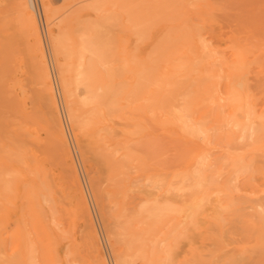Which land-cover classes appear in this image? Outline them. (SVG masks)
I'll list each match as a JSON object with an SVG mask.
<instances>
[{"label":"rangeland","instance_id":"rangeland-1","mask_svg":"<svg viewBox=\"0 0 264 264\" xmlns=\"http://www.w3.org/2000/svg\"><path fill=\"white\" fill-rule=\"evenodd\" d=\"M15 1V2H14ZM83 1V2H82ZM141 1H143L142 2V4L140 3ZM149 1L150 0H148V2L146 1V0H127V2H125V1H122V0H49V3H50V9H51V11L53 12V10L55 11V18L54 19H52L51 20V22H52V24L50 23V21H48L49 19H48V17H47V13H46V8H45V3H44V0H33V4H34V13H35V15H36V19H37V21H38V26H39V29H40V34H41V37H42V41H43V44H44V51H46L45 52V54L47 55L46 57H47V60H48V65L50 66V69H49V71H51V73H50V75L52 76L51 77V79H52V84H53V88H54V91H55V96H56V101H57V105H58V110H59V113L61 112V114H60V118H61V120H62V124H63V128H64V131H66L65 133L67 134L66 136H67V139H69L68 140V143L70 144L69 146H70V151H71V154H72V158H73V161H74V163H75V165H76V168H77V171H78V174H79V178H80V182H81V184H82V187L84 188V192H85V194H86V199H87V205H88V208H89V210H90V218L89 217H87V215L83 212V211H81V210H79L80 209V207H79V205H78V203H76L75 201H74V199L72 200V198H70V196H67V193H65V191H67L68 190V188L70 187L71 188V182H70V180H68V181H66V180H63V179H61V178H64L65 176H66V174L68 175V172H67V170H66V166L64 165V164H62V162H61V160H60V154L57 152V149L55 150V148L54 147H49V145L47 144V146H46V143H51V141H50V138L48 137V136H51L50 134L52 133V131L51 132H49L50 130H51V128H50V126H49V124L48 123H50L51 122V119H49L50 117H52V116H50V115H48L47 113V109L49 108H45L44 106H43V103L44 102H40L39 101V104H40V106H41V109H39L38 111H46L47 113H44L43 112V115H42V112L41 113H39L38 112V114H37V112L34 114V118H37L36 116H38V117H40L41 116V118L43 117V119L42 120H45V122H46V120H48V123L46 124L44 121H42L41 120V118H40V120L41 121H39V123L41 124V125H43V130H41V131H38L37 129H41L42 128V126L40 127L39 126V123L37 124V122L38 121H35L34 120V123L35 124H37L36 126H35V124H33L32 122V124L31 123H26V125L24 124L25 122H23L24 120H23V118H25V117H23V116H21L22 114H24V108H22L21 107V110L20 111H22V112H20L21 113V115H20V113H19V110H17L20 106H27L26 108H27V110L26 111H29V113H32V108H35V109H38V107H37V105L35 106V105H33V104H35L34 102H35V99L32 97L34 94H33V92L35 93V91H33V90H42V84L41 83H39V81L37 80H35V79H37V78H40V76H37V75H35V74H37V71H35V69L34 70H30V63L28 62V58H31L32 60H33V58H34V56H35V53L33 54L32 52H33V50H35V49H30L31 48V46H32V48H33V44L31 45V42H33L32 41V37L31 36H27V33H25L26 31L27 32H29L30 31V28H28V27H25V25H24V23H25V21H24V18H23V16L24 17H26L25 16V14L22 12V14L20 13L21 11L20 10H17L18 8H19V5H21V4H19L18 3V0H0V73H1V71H4L3 73H4V75L7 73L6 71H8V73H9V75H10V78L11 79H8L9 78V75H7L8 77H7V79H6V77L4 76V77H1V75H0V78L2 79V81L4 82H2L3 84H1V82H0V199L2 200H0L1 202H2V206H1V202H0V206L2 207H0V225L2 226V227H0V264H95V260H97L98 258L101 260V261H103L105 264H148V262H149V260L151 261V262H149V264H151V263H155V264H169V262H170V264H172V262H173V260L175 259V262H173V264H195L196 262H195V260L197 259V255H198V258H199V260H200V264L201 263H205V264H223V262L221 261L222 259H223V257H225V256H227V255H231V254H234L235 252H234V247H235V245H236V240H239L240 238L242 239L243 237H242V233H244V224H246V219H248V218H250V217H256V215H257V213H260V210H261V208L259 209V207L258 206H256V205H258V202L260 201V199H259V201L256 199V197H262V199H263V195H264V193H262V191L261 190H263L264 188H263V186H264V178H263V173L261 174V171H259L258 170V168L259 167H262V168H264V160L262 161V162H259L258 160H257V158H256V155L258 154V153H261V157H259L260 156V154H258L257 156H258V158H262V159H264V142H262L261 143V145L258 147V145L259 144H256V143H258V142H256L255 144H253V146L251 145V143H249L251 140L252 141H254V140H257V141H259V138L261 137V139H262V136H264V134L262 135V136H260L259 137V135L261 134V133H264V129L262 128V126H264L263 124L260 126L263 130H261L259 133H258V136L257 137H255V135H252V138L250 139V140H248V139H246L245 140V138H241V137H239L237 134H239L237 131H236V127H234V128H230V126H228V124L226 125V126H228V127H225V126H222V124H221V122H227V117L228 116H226V118H224L225 116H223V115H226V113L228 114V110H227V105L226 106H224V104L227 102L226 100H225V83H226V78L223 76V80H220L219 78L217 79V75H219V74H222L223 75V73L225 74L226 73V70H227V72L230 74V75H232V76H234V77H236L237 78V82H239L238 84H239V86H238V89H239V91L241 92V93H243V94H246L247 92H249L250 93V95H251V98H252V100L254 101V110H255V115H256V118H257V121L258 122H262V123H264V105H263V101H264V33L262 32V31H264V23H263V26H262V24L260 23V21L261 22H264V21H262L263 19H264V17H263V13L264 12H260L261 10H262V8L261 7H263V9H264V2L262 3V4H259V3H261L262 1H264V0H256V1H258L257 2V4H259V5H261V6H259V5H257L255 2H252V1H250V0H244V2H242L243 0H241V3H242V6H241V4H240V0L239 1H237V0H235V2L237 3V4H240V6L241 7H243V4H246V5H244V7L242 8V9H244L245 10V7L247 6V8L250 10L251 9V11H249V13L250 12H252L253 13V20H250L251 21V23L253 24H250V25H248V24H242V25H244L243 26V29L245 30V32H243V30L240 28V29H238L239 27H242V26H240L239 25V27L237 26V25H235V24H238V22L240 23L241 22V19H242V21L244 22V21H246V18H250V17H252V16H250V15H252V13L251 14H245V13H248V12H246V11H242V9H241V7H239V5H237L236 3H235V5H237V8L235 7V5L233 6L232 4H231V2L232 3H234V0H231L230 1V4H231V6H229L228 5V7H227V4H229L227 1L228 0H226V2H225V0H216V2L214 3V1L215 0H195L194 1V3L195 2H199L198 3V5L196 6V4H193V2L191 1V0H189L192 4H187L186 2V4H184V2H182V5H185L184 7H183V11H187V12H185V14H183V13H179L178 11V6L176 7V6H173V5H176L177 3L179 4L180 2V0H176V2L177 3H175V4H173L172 5V3L173 2H175V0H171L172 2H171V5H172V7H174L175 9H176V11H177V13L178 14H180V15H182L183 14V16H185V17H181V16H179L180 18H177L176 19V22H170V20H168V17H170V18H172V16H173V18L172 19H175V17H177V16H175L173 13H175V11L173 12V13H169L168 11H170V12H172L171 10L173 9L172 7V9L171 8H169L168 9V7L169 6H171L169 3H170V0H167V1H169V3L167 4L168 6H167V9L165 8V10L166 11H164V7H163V11H164V13H166V15L161 11V9L160 8H162L161 7V1H162V3L164 2H166V1H163V0H161V1H159V0H157L158 1V5L157 6H159V8L158 7H156L155 9H157V11L160 9V11L163 13V16H165L162 20V23H160V24H158L159 22H161V20H160V17H162L161 16V12H159L160 13V16H158V18H157V14H158V12H156L155 13V9H153V11H154V13H155V18H156V21L154 20V17H153V15L151 16V15H149V14H151V12H148V10L147 9H149V11L151 10L150 8L152 7H150L149 5H151L152 3H153V7L152 8H154L155 6V4H156V2L157 1H155V0H152V1H150L151 3L149 4ZM184 1V0H183ZM220 1V2H219ZM247 1H250V2H252L253 4L252 5H250V4H248V2ZM81 2V3H80ZM85 2V3H84ZM125 2V4H123ZM130 2H133V4L130 6ZM136 4H135V3ZM140 3L142 6V8H143V6H146L145 4L146 3H148L147 5L149 6L147 9H146V11H141V9H140V11H138L139 9L137 8V9H135L134 10V8L132 9V6H134V7H139L140 6V4H138V3ZM217 2H219L220 4H218ZM223 2H225V3H223ZM249 2V3H250ZM80 3V4H79ZM128 5H127V4ZM44 4V5H43ZM135 4V5H134ZM166 4H165V6H166ZM177 4V5H178ZM204 4H205V6H204ZM225 4H226V6H225ZM66 5V6H65ZM70 5V6H69ZM125 5H127V6H125ZM186 5L187 6H191L192 5V10L190 9L189 10V8L188 7H186ZM193 5H194V8H193ZM223 5V6H222ZM249 5V6H248ZM61 6H64V7H61ZM128 6H130L129 8L130 9H128ZM164 6V5H163ZM181 6V5H180ZM179 6V7H180ZM202 6V7H201ZM224 7L223 9L224 10H226L227 12H225L223 15H224V17H222V13H221V11L222 12H224L223 10H221L222 9V7ZM261 8L260 9V11H258L259 10V7ZM67 9H66V8ZM195 7H197V8H195ZM227 7V9H225ZM232 7H235V8H233V9H231ZM54 8V9H53ZM58 8V9H60V11L58 12V9L56 10V9ZM62 8H63V10H62ZM146 8V7H145ZM181 8V7H180ZM201 8V9H200ZM229 8V9H228ZM247 8H246V10H247ZM22 9V8H21ZM124 9V10H123ZM144 9V8H143ZM142 9V10H143ZM182 9V8H181ZM218 9V10H217ZM240 9V10H239ZM255 9V10H254ZM256 9H257V11L258 12H260L259 13V15H261L262 16V18H260V16L258 17V18H260L261 20H259L257 17H256V14H254L255 12L254 11H256ZM129 10H132V11H129ZM134 10V11H133ZM138 11V12H135V11ZM229 10H231V11H229ZM254 10V11H253ZM125 13H124V12ZM183 11H181V12H183ZM215 12V11H217V13L216 14H218V13H220V14H218L219 16L221 15V18H225V17H227L225 14H229V15H231L230 17H233V18H231L230 20H229V18L230 17H227L226 19H223L224 20V24H223V22L222 21H220V17H219V19L217 20H214L216 17L218 18V16L216 15V17L213 15V16H211L213 13L212 12ZM229 11V12H228ZM264 11V10H263ZM129 12H131L132 13V15L134 14V17H135V15H137L136 17H137V19H139V17H140V20L141 19H144V21L145 22H147L146 20V17L147 18H149L148 19V23H153V24H151V25H149L148 26V24L146 23V25H145V28L143 27V25H142V23L144 22V21H140L139 20V22L132 16L130 19H132L133 20V18H134V20L135 21H137V23H139L140 24V26H141V28L142 29H144L143 31H144V33H142V35H141V33L139 34V35H141L142 36V39L141 40H137V39H140V37L138 36H136L135 34L136 33H134L137 29L136 28H138V27H136L135 28V26H132V24H133V22H132V20H131V22L130 21H126V19H127V17L129 16L130 17V15L128 14ZM140 12L142 13V14H145V15H142L141 14V16H143L142 18H141V16H140ZM208 12L211 14H208ZM234 12V13H233ZM241 12H243V14L242 15H244V17L243 16H241ZM20 13V14H19ZM130 13V14H131ZM153 13V12H152ZM167 13H169V14H167ZM237 13H240V14H238L237 15ZM121 14H123L122 15V18H120L121 16ZM201 14H203V15H201ZM234 14H236V15H234ZM21 15V16H20ZM23 15V16H22ZM52 15H53V13H52ZM57 15H61V17H59V16H57ZM138 15H139V17H138ZM159 15V14H158ZM240 15V16H239ZM246 15H248L247 17H245ZM254 15H255V17H254ZM124 16V17H123ZM167 16V17H166ZM188 16H189V18L191 19H189L188 18ZM257 16H258V14H257ZM199 17H202V18H199ZM213 17H214V19H213ZM235 17V18H234ZM238 17H242V18H240V20H239V18ZM21 18V19H20ZM152 18H153V20H152ZM199 18V19H198ZM206 18H209V19H206ZM238 19V21L237 22H234L235 21V19ZM254 18H256V19H258L259 20V22H257V23H259L258 25H257V23L255 22V24H254V20L255 21H257L256 19H254ZM60 19V20H59ZM159 19V22L157 21ZM169 21V23H168V21ZM189 19V20H188ZM202 19V20H201ZM234 19V20H233ZM244 19V20H243ZM128 20H129V18H128ZM149 20L150 21H152V22H149ZM178 20V21H177ZM207 20V21H206ZM209 20V21H208ZM222 20V19H221ZM228 21V22H226V21ZM232 20H233V23H234V25H230V23L229 22H232ZM60 21V22H59ZM134 21V22H135ZM173 21H175V20H173ZM217 21V22H216ZM248 21H249V19H248ZM248 21L247 22H244V23H248ZM253 21V22H252ZM124 22V23H123ZM166 22V23H165ZM216 22V23H215ZM219 22V23H218ZM226 22V23H225ZM136 23V22H135ZM155 23H157V25H155ZM192 23H193V25H192ZM200 25H199V24ZM205 23H206V25H205ZM213 23V24H212ZM215 23V24H214ZM242 23V22H241ZM58 24H59V26H58ZM124 24H125V27H124ZM138 24V25H139ZM186 25V26H184V25ZM201 24H203L202 25V28L204 29L203 30V32H202V28L200 27L201 26ZM227 24V25H226ZM261 24V26H259ZM29 25V23H27V26ZM97 25V26H96ZM133 25H135V24H133ZM138 25H136V26H138ZM182 25V26H181ZM199 25V27L197 28V26ZM225 25V26H224ZM245 25H248V26H245ZM256 25V26H255ZM96 26V30H93L92 32H91V34L93 35V34H95V36L97 37L96 39H95V36H93V38L90 36V33H88V32H90V30L92 29V27H93V29H94V27ZM157 26V27H156ZM175 26V27H174ZM176 26L177 27H179V26H181V28H184V27H186V29H183V31H182V29L179 27L178 29L180 30L181 29V31H175V32H177V34H174V33H172L171 35H174L175 37L176 36H179L180 37V34H181V36L183 35V33H186L187 34V31L189 30L190 31V29L193 31V32H189V33H192V35L194 34V36H193V38H192V36L190 37V38H188V40H190V39H193V40H195L193 43H194V45L196 46L197 44H196V42L197 43H200L201 45H202V43L200 42V40H199V37H200V39L201 38H203V41H205L206 40V42H207V44H208V41L210 40L211 41V39H212V41L210 42L209 41V44H208V47H207V44H205L206 45V47H205V49H207V48H209V49H213V51L215 52H213V51H211L212 53H210V51H209V49H207V50H205L204 51V53H203V50L202 49H200V48H198V46H197V48H194L195 46L193 45V43H192V41L190 40L189 42H187L188 40H186L185 41V39H186V37H188V36H190V34L188 35H186V37H183V38H181L180 37V39H182V40H179V38L178 37H176V38H172V37H174V36H172L171 37V35H169L171 32H174V30H176V29H174V28H176ZM193 26V27H192ZM195 26V27H194ZM216 26H218V27H216ZM227 26V27H226ZM237 26V27H236ZM251 26H253V28L251 27ZM79 27H82V28H80L79 29ZM124 27V28H123ZM187 27L189 28V29H187ZM226 27V28H225ZM245 27V28H244ZM248 27V28H247ZM257 27H259V28H257ZM22 28V29H21ZM58 28H59V30H58ZM97 28H99V29H97ZM140 28V27H139ZM140 28V29H141ZM152 28H154V29H152ZM200 28V29H199ZM211 28V29H210ZM212 28H215V29H217V30H213ZM260 28H262L261 30L262 31H260ZM62 29V30H61ZM77 29H79V30H77ZM90 29V30H89ZM125 29V31L123 32V30ZM194 29H196V30H194ZM234 29H237L238 30V32H243V33H236L237 32V30H235L234 31ZM255 29V30H254ZM63 30H65V34L67 35V36H64V35H62V34H59L60 36L62 35V37H63V40H62V38H61V42H64L65 44H71L70 46L71 47H76V48H80V46H82V45H79V44H85L84 46H86L87 44H86V41L87 42H90L91 40H93V39H95L94 41H91V42H94V43H96V40H98L99 39V37H100V40L101 41H105V44L108 42V44L109 43H111V46H115L114 48H112L111 46H109V47H111V48H109V47H107L104 43H103V45L104 46H102V42L100 43V41L98 42V44H99V46H97L96 44V46L99 48V49H97V47L95 48V49H89V50H87L86 49V51H88L87 53H85L86 54V56L88 57V58H94L95 59V57H94V54H93V51H95V53L97 52V53H99V54H105V52L107 51V50H109V52H107V53H109V54H114V55H116L114 58L116 59V60H118L117 58H118V56L120 55V59H121V57H122V59H124V61H116L115 59L113 60V58L111 57V55H109V54H105V55H108V56H110L111 57V59L113 60V61H116L117 63H113L112 65H114L115 66V68H117V66H119V64L120 63H122V64H124V65H127V66H125L124 67V65H123V70L121 69H116V70H119V71H121L120 73H124V71H125V76L124 77H122V75L117 71V73L116 72H111V71H108V69L110 70V67H112V66H106L107 65V63H105V66L103 65H101L102 64V61H101V59L99 60L98 58H100L99 57V55L98 56H96V57H98L97 58V62L93 59L92 61H90V62H95L93 65L95 66V64L96 63H98V61H99V63H100V65L102 66V67H99V66H97L96 65V67H99V68H97L98 70H101L100 68H102V70H107V71H103L102 73H103V75L104 74H106V76L104 75H102V73H99V71L97 70V72L100 74H98L97 72H96V70H94L95 72L93 73L92 71V69H96V67L95 68H92L93 66H92V64H91V70H90V73L89 74H92L93 76L92 77H90L89 75H88V77H87V79H88V83L90 82V84H91V82H94L95 84V86L96 87H94V85H93V87L94 88H96V89H99L97 86H99L100 87V85H105V86H112V84H111V82L114 84V82L117 80V84H116V82H115V84L116 85H121V86H119V87H121V88H124L125 89V94H124V89H120L119 87H118V89H120V90H118V89H116L117 87H114L116 90H118V91H116V90H112V88L113 87H111V89H106V94H107V98H108V100H107V102H108V104H107V102H105L104 103V101L103 100H106L105 98H103V100L102 101H100L99 103L101 104H99L98 102H95V104H94V102H93V104L94 105H96L95 106V108L96 107H98V109L100 110V107L102 108L103 107V105H102V103H104L105 105H104V108H102V110L104 111L103 113V118L105 117V119H106V124L107 125H109L108 123H107V120L109 121V123L112 125V127L113 128H110V125H109V128H108V126L105 124V119H104V125L103 124H101L100 122H102V121H100V118L98 117L100 114H96V115H98L97 117H98V119H94V121H93V126L92 125H90L91 127L90 128H87V127H89V124H91V121H90V123L88 122L92 117V113H101V111H98V109H95V108H93V109H95V110H93L92 109V104H89V103H91L90 102V100L89 101H87L86 100V97H87V99L89 98V96H87V94H85L83 91H81V92H83L86 96H84L83 94H75V87H74V85L75 84H73V81L75 80V77H78V75L77 74H75V72H74V70L72 71V73H71V80H72V84H73V94H72V98L73 99H71V101H73L75 98V102H73V103H70L71 105H73L75 108H79V109H77L78 110V113L80 112L81 113V111H82V113L80 114V115H83V116H86V114L88 115V113L89 112H91V113H89L91 116H88L89 117V119L88 118H86V117H84V119L86 120L87 119V122L84 124V125H82V123L84 122H81L82 121V119L80 120V125L81 126H83V127H86V128H84V129H82V130H84L85 131V133H86V135L84 134V132H80V130L78 131L77 129H75L76 127H75V125L76 124H74V122L71 120V119H69L70 117L68 116V113H67V109H68V106H66V104L68 105V103H67V101H66V98H65V96H64V94H63V89H62V87H61V84H60V77H59V75H60V73H59V70H57L58 69V63H57V60H56V58L54 59V57H53V55L54 54H52V48H53V46H51L52 45V31H55V33L56 34H58V33H61V31H62V33H63ZM80 30H84V31H80ZM127 30V31H126ZM134 30V31H133ZM169 30V31H168ZM185 30V31H184ZM187 30V31H186ZM227 30V31H226ZM231 32H230V31ZM241 30V31H240ZM252 30H254V31H252ZM258 30V31H257ZM15 31V32H14ZM68 31V33H66ZM77 31V32H76ZM138 31H140V30H138ZM164 31H165V33H166V35H167V33H168V35H169V37H171V38H169L168 37V35L166 36L165 35V33H164ZM195 31H196V33H195ZM262 32L261 33V35H259V33H258V35L256 34L257 32ZM58 32V33H57ZM85 32V33H84ZM96 32L100 35H98V34H96ZM141 32H142V30H141ZM201 34H200V33ZM78 33H79V35H84V34H89L88 36H89V38H87L88 36L87 35H84V36H81V37H79V35H78ZM84 33V34H83ZM153 33V34H152ZM7 34H8V36H7ZM29 35H31L30 33H28ZM144 34V35H143ZM198 34H200V35H198ZM238 34V35H237ZM263 34V35H262ZM59 35H58V37H59ZM69 35V36H68ZM78 35V36H77ZM163 35H165V38H167L166 39V41L167 42H165L164 40H163V38L161 39V37L163 36ZM195 35L197 36V37H195ZM257 35V36H256ZM11 36V37H10ZM86 36V41L84 42L83 40H82V37H83V39H84V37ZM136 36V37H135ZM184 36V35H183ZM249 36V37H248ZM252 36H253V38H252ZM258 36H260V37H258ZM16 37V38H15ZM26 37V38H25ZM27 37H29V41H28V39H27ZM65 37H66V39L68 40V41H72V42H68L67 40H64L65 39ZM160 37V42H157L158 41V38ZM164 37V36H163ZM237 37V38H236ZM90 38H91V40H90ZM164 38V39H165ZM178 38V39H177ZM249 38V39H248ZM255 38V39H254ZM27 39V40H26ZM51 39V40H50ZM59 39H60V37H59ZM71 39V40H70ZM169 39V40H168ZM177 39V40H176ZM81 40V42H79ZM161 40H163V41H161ZM177 42H176V41ZM244 40V41H243ZM14 41V42H13ZM117 41V42H116ZM136 41H138V42H136ZM142 41H144V42H142ZM169 41V42H168ZM174 41H175V43H174ZM178 41H179V43L181 42V41H183L182 43H183V45L185 44L186 46H182L181 44V46H179V48H180V50H186V53L185 54H183L184 56H186L185 57V59H186V61L184 62L183 60H185V59H182V60H178L177 58V60L174 58L173 60V64L175 63V60L178 62V63H176V64H174V65H176L177 66V68H179V66L178 65H180V67H181V63L184 65V64H188V65H186L187 67H185V65H184V67H183V69H177L175 66L174 67H171L169 70L173 73V76H172V73L171 72H169V70L167 71V69H166V71L165 72H167L165 75H169V76H172V78L173 77H178V76H175V75H179V78H178V81H177V79L175 78H173L174 79V81L175 82H177L178 83V85H176V83H175V86H173L174 84V82H173V80H171V78L168 76H164L163 77V75H164V72H163V69L162 70H160V68L158 69V67H157V63L155 64V63H153V59L152 58H154V60L157 62V60L156 59H158L157 57H162V56H160L159 55V53L163 50V48H164V46H165V44H167V43H171L172 42V46H174V44H176V43H178ZM185 41V42H184ZM251 41V42H250ZM162 42H164L165 44L163 45V43ZM3 43V44H2ZM64 43H62L63 45H65ZM115 43H117V44H115ZM156 44V47H155V45L154 44ZM162 43V45H163V47L162 46H160L159 47V45ZM179 43L178 44H176V48H177V45H179ZM107 44V45H108ZM115 44V45H114ZM134 44V45H133ZM137 44V45H136ZM138 44H139V49H137L138 48ZM257 44H259L258 46H257ZM31 45V46H30ZM62 45V47L64 48V46ZM92 45V44H91ZM110 45V44H109ZM118 45H119V47H118ZM124 47H123V46ZM133 45V46H132ZM135 45H136V47L137 48H135ZM152 45V46H151ZM191 45H193V47L191 46ZM210 45V46H209ZM212 45H214V46H212ZM29 46V47H28ZM69 46V47H70ZM94 46V45H93ZM106 46V47H105ZM122 46V47H121ZM257 46V47H256ZM102 47V48H101ZM104 47L105 48H108L107 50H105L104 49ZM158 47V48H157ZM183 47V48H182ZM190 47V48H189ZM260 47H262L261 49H260ZM65 48H67L68 49V47H65ZM64 48V51H66L67 49H65ZM78 48V49H79ZM92 48V47H91ZM167 48H170V45L168 44V46L166 47V49ZM248 48H250V50H252L251 48H253V49H255L254 50V54H252V51H250L251 53H249V51L247 50ZM102 49H103V51H102ZM115 49V50H114ZM170 49H172L171 51L173 52H175V47H172V48H170ZM178 49V48H177ZM244 49V50H243ZM80 50V49H79ZM169 50V49H168ZM190 50V51H189ZM196 50V51H195ZM216 50H217V52H216ZM222 51L221 53H223V54H221L220 53V51ZM246 50V51H245ZM258 50V51H257ZM5 51V52H4ZM13 51V52H12ZM77 51V50H76ZM112 51V52H111ZM163 51H166L165 49L163 50ZM162 51V52H163ZM178 51V50H177ZM191 51H195V53H196V55H195V53L193 54ZM240 52V54L243 56H241L240 58V60H241V62H239L237 65H235V67L233 66V65H230L231 64V62H230V60H231V57H232V53L233 52ZM67 52V51H66ZM85 52V51H84ZM117 52L119 53V52H121V53H119V55L117 54ZM208 52V53H207ZM219 52V53H218ZM261 52V53H260ZM20 53V54H19ZM148 53H151V54H153V56L151 57L150 56V54H148ZM164 53V52H163ZM202 53V56L203 57H206V59L205 60H201L200 58H199V56H200V54ZM218 53V54H217ZM69 54V53H68ZM68 54L67 55H65V53L63 54V56L65 55V57H67L68 56ZM148 54V55H147ZM161 54V53H160ZM166 54V56L167 55H169L168 54V51L165 53ZM186 54H188V55H186ZM209 54V61L207 60L208 58V55ZM211 54V55H210ZM212 54H214V55H212ZM10 55V56H9ZM70 55V54H69ZM92 55H93V57H92ZM104 55V56H105ZM155 55H156V57H155ZM174 55V54H173ZM183 55H175L176 57L177 56H180V57H182ZM195 55V56H194ZM206 55V56H205ZM256 55V56H255ZM26 56V57H25ZM102 56V55H101ZM148 56H150V57H148ZM174 56V57H175ZM197 56V57H196ZM213 56V58H210V57H212ZM107 57V56H106ZM147 57V58H146ZM168 57V56H167ZM202 57V58H203ZM27 58V59H26ZM87 58V59H88ZM108 59H106V58H102V59H105V60H109V61H111V59H109V57H107ZM196 58H197V60H198V62H197V60H196ZM27 61H26V60ZM136 59H138V60H136ZM141 59H143V61H141L140 62V60ZM147 60V61H145V60ZM160 59V58H159ZM158 59V60H159ZM179 59H181V58H179ZM217 59V60H216ZM257 59V60H256ZM17 60V61H16ZM68 60V59H67ZM89 60V59H88ZM152 60V61H151ZM167 60V58L165 59V58H163V61H166ZM200 60V61H199ZM214 60V61H213ZM215 60L217 61V62H215ZM224 60V61H223ZM4 61V62H3ZM101 61V62H100ZM112 61V62H113ZM137 62V64H136V62ZM149 61H150V64H148L149 63ZM154 61V62H155ZM160 61V60H159ZM161 61H162V59H161ZM161 61H160V63H161ZM163 61H162V66H164L165 64H167V62H165V63H163ZM167 61H169V59L167 60ZM181 61H183V62H181ZM195 61L197 62V63H195ZM219 61V62H218ZM223 61V62H222ZM1 62H3L2 64H1ZM71 62H72V60H71ZM104 62V61H103ZM111 62V63H112ZM131 62V63H130ZM133 62V63H132ZM140 62V63H139ZM144 62H146L144 65H143V63ZM194 62V63H193ZM205 64V62H207L205 65L203 64V63ZM227 62V63H226ZM68 63L70 64V62L68 61ZM127 63V64H126ZM139 63V64H138ZM152 63L153 64H155V66L157 67H155L156 68V70H155V68L153 67V65H152ZM203 64V66L202 65H200L201 66V68H200V66L198 67V69L200 68L201 69V71H203L204 69H205V75H207V77L209 78H206V76L205 75H203L202 74V72L201 71H199L196 67H194L195 65L196 66H198L199 64ZM252 63V64H251ZM13 64V65H12ZM28 64V65H27ZM104 64V63H103ZM109 64H110V62H109ZM129 64V65H128ZM132 64L136 67L135 68V70H134V72L136 71V75H137V73H139V74H142V78L140 79V80H142L144 77H145V75H144V71L142 72V73H140V71L141 70H137V69H141V67H139V66H142L143 67V69L145 70V74L146 75H148L149 73V75L148 76H150V78L149 77H147V78H149L150 80H157L158 78L160 79L161 78V75H162V78L163 79H166L165 77H167V79L169 80L170 79V83H171V81H172V83L171 84H173L172 85V87L170 86H167L168 84H167V82H166V84H165V86H164V83L165 82H163V79H162V83H163V85H161L162 83H160V80L158 79V84H160L162 87H160L159 88V86L156 88V87H154V86H152V90H155V91H157V92H153L154 94H151V93H146L145 94V97H143V95L144 94H141V93H145V92H143V90L142 89H144L142 86H139V84H138V86L140 87L139 89H141L140 91H139V89L137 90L138 91V93H136V95L134 96H132L130 93V96L131 97H138V98H136V99H138L137 100V102H136V99H134V98H131L130 99V97H128L129 96V94H127L128 92H129V90H130V85H131V82H128V85H129V88H126V81H124L125 79H129V80H131L132 79V77H134V75H135V73L133 72V69L131 68L132 67ZM158 64H159V62H158ZM192 64V66L191 67H194L193 68V72H191V69L189 68L190 66L189 65H191ZM195 64V65H194ZM27 65V66H26ZM72 65V64H71ZM117 65V66H116ZM139 65V66H138ZM150 65H152V68L156 71V73H155V71H151V69H149L150 70V72H148V74H147V69L148 68H150ZM227 65V66H226ZM246 65V66H245ZM9 66V67H8ZM29 66V67H28ZM32 66V65H31ZM70 66V65H69ZM138 66V67H137ZM147 66V69L145 68ZM159 66V65H158ZM162 66H161V68H162ZM173 66V65H172ZM206 66V67H205ZM222 66V67H221ZM231 66V67H230ZM233 66V67H232ZM256 66H258V67H256ZM5 67V68H4ZM17 67V68H16ZM21 67V68H20ZM108 67V68H107ZM119 67H122L121 65L119 66ZM127 67V68H126ZM211 67V68H210ZM216 67V68H215ZM254 67H256L255 69H254ZM15 68V69H14ZM34 68V67H33ZM33 68H31V69H33ZM72 68V67H71ZM104 68V69H103ZM107 68V69H106ZM114 68V67H113ZM112 68V69H113ZM129 68V69H128ZM186 68V69H185ZM190 69V71L189 70H187V69ZM223 68V71H222V73H221V69ZM124 69H127V70H124ZM130 69H132L131 71V73H130ZM165 69V68H164ZM195 69H197V71H195ZM218 69H220V70H218ZM14 70V71H13ZM115 70V71H116ZM157 70H160V71H162L163 73H159V72H157ZM255 70V71H254ZM257 70V71H256ZM16 71V72H15ZM17 71H18V73H17ZM33 73H32V72ZM113 71H114V69H113ZM127 71H129V72H127ZM177 72V73H174V72ZM182 71V72H181ZM199 71V72H198ZM211 71H213V73L211 72ZM11 72V73H10ZM15 72V73H14ZM92 72V73H91ZM111 72V73H110ZM153 74H152V73ZM182 74H181V73ZM190 72V73H189ZM201 72V73H200ZM208 72V73H207ZM35 73V74H34ZM108 73H110V74H112V75H110V74H108ZM119 74V75H121V76H119L118 75V77L116 76V74ZM154 73L155 74H157V73H159V74H161L160 75V77H158V75L156 76H154ZM193 73V74H192ZM203 73H204V71H203ZM207 73V74H206ZM210 73V74H209ZM211 73L213 74V75H211ZM219 73V74H218ZM247 73V74H246ZM16 74H17V78L18 79H16ZM59 74V75H58ZM76 76H75V75ZM98 75V77L97 76H95V75ZM115 74V76H116V78L115 77H113V75ZM153 76H152V75ZM175 74V75H174ZM211 75V76H213V77H215L216 76V80H217V82L220 80V81H222L221 83H220V86H219V83H218V85H215V86H217L216 88H217V90L219 91L218 93H215V91H214V94L213 95H211L212 93H213V91L211 92L209 89L211 88L212 89V84H211V80L210 79H212L213 80V82L212 83H214V78H211L209 75ZM215 74H217V75H215ZM112 76L111 78H113L114 79V82L113 81H111L110 83H109V79H111V78H108L109 76ZM135 75V76H136ZM195 77H198V78H195ZM215 75V76H214ZM254 75V76H253ZM36 76H37V78H36ZM102 76V78H103V80H101L100 79V77ZM139 76H141V75H139ZM138 76V77H139ZM144 76V77H143ZM152 76V77H151ZM190 76V77H189ZM202 76V77H201ZM241 76V77H240ZM26 77H28V78H26ZM74 77V78H73ZM104 77H106V78H104ZM120 77H122V78H120ZM145 77V78H146ZM156 79H155V78ZM158 77V78H157ZM188 79H187V78ZM192 77H193V79H192ZM219 77H222V76H219ZM254 77H259V81H257V78L256 79H254ZM261 77H263L262 78V80L260 79ZM3 78H5L4 80H3ZM13 78V79H12ZM95 78H98L97 80H98V84H96L97 82H95L96 81V79ZM144 78V79H145ZM152 78H154V79H152ZM182 78H184V79H182ZM192 79V82L193 83H189L188 81H191V79ZM203 78V79H202ZM225 78V79H224ZM243 78V79H242ZM32 79V80H31ZM36 81L35 83H37V85L36 84H34V80ZM78 79H80V77L78 78ZM112 79V80H113ZM120 79L121 80H123V82L126 84H124L123 85V83L120 81ZM166 79V80H167ZM197 80V79H199V81H198V83L196 82V84H198L199 85V83H200V86L201 87H203V89H206L207 88V94L208 93H210V95H211V97H208V99H205L204 98V96L207 98V96H209V95H207L206 94V92H205V94H203L202 93V91L200 90V94L199 93H197L198 95H204V96H202V97H199V98H203V100H205L204 102H209L210 100L211 101H213L212 99H214V101H216L215 100V97L218 99L217 101H216V103H218V106L216 105V106H214V102L212 103V104H210L209 105V103H208V105H207V103H206V105L208 106V108L206 107V106H197L198 105V103H199V105H201V100L199 99V101H198V103H196V106L198 107V109H197V111H193V112H198V113H194V118H196V119H199V121H197V126H199V123H200V118H202L201 119V123L203 124L204 122H206L205 120H207V123L205 124L204 123V125H206V127L208 126L209 127V131H210V128L212 129V127H213V129L214 128H219V130L218 129H216V130H218V131H216V130H214L215 131V133L214 134H212L213 133V129L211 130V132H207L208 130H206V128H205V126L204 125H202V124H200V126H202L201 128H202V130L200 129V127H198V131H203L202 133L204 134V132H205V130H206V133L205 134H208V135H205V137L207 138L206 140H205V142H204V136H202V133L200 132V133H198V131H197V134H199L198 136H199V139H198V137L197 136H195V134H193V135H190V133H186L188 130L187 129H185V130H187L186 132H185V130L184 129H182V128H180L177 124H178V122H175V121H178V120H176L177 118H175L174 117V114L175 113H178V112H181L182 110V108L181 107H183V108H185L184 106H186L187 105V99H185V98H187V97H185L184 95H186L185 93H183L184 91L185 92H188V90L187 89H189V88H187V84H189V86H192L191 84H195L194 83V81L195 80ZM201 79H202V81H201ZM205 79V80H204ZM206 79H208V81L206 80ZM8 80V81H7ZM12 80V81H11ZM18 80V82H14V81H17ZM19 80H21L20 82H19ZM27 80L29 81V83H30V85H28L29 83L27 82ZM76 80H77V78H76ZM91 80V81H90ZM101 80V81H100ZM147 80V79H146ZM184 80V81H183ZM31 81V82H30ZM33 81V82H32ZM78 81V80H77ZM105 81H108L107 83H109V84H105V83H103V82ZM118 81H120L121 82V84H120V82L118 83ZM9 82V88H10V86L12 87L11 88V90L7 87V83ZM145 82H147V81H145ZM181 82V84H179ZM183 82H184V84L186 85H184L183 84ZM188 82V83H187ZM201 82H202V84H201ZM256 82H258V83H260V85L258 84V83H256ZM13 83H16V84H14V85H12ZM19 83V84H18ZM40 85H39V84ZM102 83V84H101ZM130 83V84H129ZM246 83V89H247V92H246V89H245V86H244V84ZM11 84V85H10ZM26 84H27V86H26ZM82 84V83H81ZM81 84H79L80 85V87H81ZM93 84V83H92ZM92 84H91V86H92ZM140 84H144V82H140ZM170 84V85H171ZM183 84V85H182ZM215 84H217L216 82H215ZM2 85V86H1ZM136 85V84H135ZM157 85V84H156ZM155 85V86H156ZM182 85V86H181ZM206 85V86H205ZM244 86V90H243V86ZM15 86H17V87H15ZM82 86H84V84L82 85ZM124 86V87H123ZM178 86V87H177ZM180 86H181V88H180ZM184 86V87H183ZM215 86L213 87V88H215ZM251 86H254L255 87V89L256 90H253V88H251ZM14 87V88H13ZM21 87L23 88V89H25L24 91H22V89H21ZM39 87V88H38ZM80 87H78L79 89H80ZM85 87V86H84ZM166 87H168L167 89V91H166ZM180 88V89H182V90H179V89H177V88ZM205 87V88H204ZM220 87V88H219ZM241 87V88H240ZM261 87V88H260ZM6 88H8V89H6ZM31 88V89H30ZM77 88V89H78ZM82 88V87H81ZM160 89V91L159 90H157V89ZM171 88V89H170ZM172 88H174V90L175 89H177L178 90V93L177 94H181L180 96H178L177 95V97H175L174 95H175V92H177V90L174 92V90L172 89ZM186 88V89H185ZM192 88H196V86L194 85V86H192ZM198 88H199V86H198ZM44 89V88H43ZM77 89H76V91H77ZM127 89V90H126ZM151 89H147L148 90V92L151 90ZM190 89H191V87H190ZM260 89H263V91H261ZM8 92H7V91ZM45 90V89H44ZM43 90V92L45 93V91ZM81 90H83V88L81 89ZM171 90H173V92H174V95H172L173 93H171ZM187 90V91H186ZM214 90V89H213ZM251 90V91H250ZM257 90H258V92H260V94L258 93L257 94ZM9 91L10 92H12V93H9ZM22 91V92H21ZM97 91V90H96ZM98 91H101V89L100 90H98ZM97 91V92H98ZM120 91H122L121 93H120ZM166 91V92H165ZM182 93H181V92ZM210 91V92H209ZM37 92V91H36ZM40 92V91H39ZM78 92H80V90H78ZM245 92V93H244ZM23 93H24V96H23ZM117 93H120L122 96H120V95H116ZM123 93V94H122ZM202 93V94H201ZM220 93H221V95H220ZM249 93H247V94H249ZM28 94H31L30 96L32 97V98H29V95ZM42 93H39V95H41ZM101 94H103V92L101 93ZM106 94H103V95H106ZM182 94H183V96H182ZM223 94V95H222ZM36 95H37V93H36ZM35 95V96H36ZM39 95H37V96H39ZM45 95V94H44ZM83 95V96H82ZM89 95V94H88ZM102 95V96H103ZM110 95H112V96H110ZM150 96V98H149V96ZM76 96V97H75ZM115 96V97H114ZM117 96V97H116ZM126 96H127V100H134V101H123V99H125L126 98ZM146 96H148V98H149V100L147 99L146 100ZM171 96V97H170ZM197 96V95H196ZM214 96V97H213ZM223 98V102H221L222 100H221V97ZM21 97V98H20ZM25 97L27 98L28 97V100L26 99L25 101V103L26 104H24V99H25ZM40 97V96H39ZM104 97V96H103ZM120 97H122V99H120ZM142 97V98H141ZM213 97V98H212ZM85 98V99H84ZM109 98H110V100L112 101V102H114V104H117L116 105V109H117V106L118 105H120V106H118V109H117V111H116V109H115V111H114V109H113V111H114V113L112 112V111H109V110H111L110 109V107H113V108H115L114 107V105H112V102L109 100ZM118 98V99H117ZM143 98H145V100L147 101H142V99ZM171 98H173V99H171ZM183 98V99H182ZM197 98V97H196ZM211 98V99H210ZM22 99V100H21ZM34 99V100H33ZM41 99V97L39 98V99H37V101L38 100H40ZM45 99V98H44ZM64 99H65V101H64ZM90 99V98H89ZM175 99V100H174ZM183 101H182V100ZM184 99H185V102H184ZM210 99V100H209ZM31 100L32 101H34V102H31ZM144 100V99H143ZM172 100H173V103H172ZM181 100V101H180ZM220 100V101H219ZM21 101H22V103H21ZM80 101H82V102H80ZM85 101H87V104H88V106H87V104H83V102H85ZM111 103H110V102ZM46 102H47V100H46ZM66 102V103H65ZM102 102V103H101ZM120 102V103H119ZM139 102V103H138ZM146 102V103H145ZM169 102V103H168ZM181 102V103H180ZM185 103V105H183L184 103ZM221 102V103H220ZM262 102V103H261ZM110 103V104H109ZM122 103V104H121ZM127 103H131V104H128L127 106H126V104ZM133 103V104H132ZM136 103V104H135ZM149 103V104H148ZM152 105H151V104ZM171 103H172V105H171ZM183 103V104H182ZM223 103V104H222ZM260 103V104H259ZM23 104V105H22ZM31 104V105H30ZM36 104H38V102H36ZM75 104V105H74ZM125 104V105H124ZM138 104V105H137ZM148 104V105H147ZM165 104V105H164ZM171 105V107L169 106V105ZM176 106H174V105ZM178 104V105H177ZM182 106H181V105ZM203 104V103H202ZM220 104H221V106L223 105V109L221 110L220 108H221V106H220ZM30 105V106H29ZM48 105V103H46V106ZM84 105V106H83ZM99 105H100V107H99ZM110 105V106H109ZM112 105V106H111ZM124 105V106H123ZM133 105H135L136 106V108H135V106H133ZM31 106H32V108H31ZM40 106H39V108H40ZM78 106V107H77ZM106 106H108L107 108L109 109H105V107ZM133 106V107H132ZM143 106V107H142ZM150 106V107H149ZM152 106V107H151ZM154 106V107H153ZM157 106H159V108H157ZM179 106V107H178ZM196 106H194V108H196ZM215 108H214V107ZM87 107V108H86ZM122 107H124L125 109L123 110V112H124V114L122 113ZM141 107V108H140ZM160 107H163V109L164 110H161L162 108H160ZM170 107V108H169ZM173 107H174V110H172L173 109ZM87 109V110H84L83 111V109ZM91 108V109H90ZM121 108V109H120ZM144 108V109H143ZM180 108V109H179ZM34 109V110H35ZM90 109V110H89ZM120 109V110H119ZM129 110V111H131V114H129L128 113V111H126L127 113H125V110ZM132 109V110H131ZM142 109V110H141ZM149 109V110H148ZM150 109L152 110V111H150ZM157 109V110H156ZM169 109V110H168ZM213 109H215L214 110V112H213ZM17 110V111H16ZM81 110V111H80ZM92 110V111H91ZM118 110H119V112H118ZM144 110L145 111H147V112H144ZM168 110V111H167ZM172 110V112H170ZM194 110V109H193ZM196 110V109H195ZM201 110V111H200ZM211 110V111H210ZM35 111H37V110H35ZM35 111H33V113L35 112ZM85 111H88V113L87 112H85ZM95 111V112H94ZM96 111H98V112H96ZM108 112V116L111 118H109L107 115H106V113ZM121 111V112H120ZM137 111V112H136ZM150 111V112H149ZM155 111H157V112H155ZM158 111H159V113H158ZM173 111H176L175 113L173 112ZM109 112H111L112 113V115L110 116V114L111 113H109ZM136 112V113H135ZM150 113V115H149V113ZM151 112H152V114H151ZM165 112V113H164ZM28 113V114H29ZM33 113H32V115H33ZM49 113H51L50 111H49ZM148 115V117H146V115ZM156 113V114H155ZM174 113V114H173ZM225 113V114H224ZM134 114V117L135 118H133V115ZM141 114H143V116L141 115ZM160 114V115H159ZM203 114H204V116H206L205 118H204V116H203ZM213 114V115H212ZM257 114H260L259 116H257ZM31 115V116H32ZM94 115V114H93ZM96 115L94 116V117H96ZM102 115V114H101ZM100 115V116H101ZM124 115V116H123ZM126 115V116H125ZM159 115V116H158ZM162 115H164V117L162 116ZM195 115H197L196 117H195ZM45 116V117H44ZM50 116V117H49ZM171 116V117H170ZM172 116H173V118H172ZM23 117V118H22ZM29 117V116H28ZM69 117V118H68ZM102 117V116H101ZM113 117L115 118V119H113ZM126 117V118H125ZM137 117V118H136ZM152 117V118H151ZM167 117V118H166ZM242 117H244V116H239L238 118H239V120L240 121H244V120H246L245 119V117L244 118H242ZM46 118V119H45ZM82 118V117H81ZM124 118V119H123ZM129 120H128V119ZM148 118H150L149 120H148ZM162 118V119H161ZM174 120V121H172V119ZM175 118V119H174ZM204 118V119H203ZM207 118H209V119H207ZM241 118V119H240ZM255 118V119H256ZM33 118L32 117H29V121H31ZM38 120H39V118H37ZM113 119V120H112ZM141 120V119H143V121H138V120ZM146 119V120H145ZM166 119H167V121H166ZM196 119H194L195 121H196ZM224 119V120H223ZM261 119V120H260ZM26 120H27V122H29L28 121V118H26ZM96 120H98V122H99V124L98 125H96L95 123V121ZM112 120V121H111ZM131 120V121H130ZM148 120V121H147ZM164 121H166V122H164ZM181 121V120H180ZM256 121V120H255ZM256 121V122H257ZM44 122V123H43ZM112 122V123H111ZM120 122V123H119ZM125 122V123H124ZM131 125V123L133 122V126L131 125V128H129L130 126H129V124ZM131 122V123H130ZM141 122V124L143 123V125L141 126V124H139ZM168 122H170V123H168ZM256 122H255V124H256ZM88 123V125H86ZM127 123V124H126ZM136 123H138L137 125H138V128H136L137 126H135L136 125ZM156 123V124H155ZM175 123H176V125H175ZM180 124V126H183V124L184 123H182V125H181V122H179ZM224 123V124H225ZM117 124H120V125H117ZM128 125L127 126V128H126V126H123V125ZM196 124H195V126H196ZM221 124V125H220ZM27 125H29V126H27ZM33 125V126H32ZM106 125V129H105V127H104V131L105 130H107V132L108 133H110L111 132V129L114 131V133H113V131L111 132L112 133V135L110 134V135H108V133H105V132H99V130L96 128V127H98L99 126V128L101 127V126H105ZM113 125H115V126H113ZM144 125L146 126V128L144 127ZM149 125V126H148ZM231 125V124H230ZM258 125H260L259 123H258ZM48 126V127H47ZM139 126H141V127H139ZM204 126V127H203ZM221 126L222 127H225V128H228V129H225V128H223L222 130H220L221 129ZM256 126V125H255ZM35 127V128H34ZM36 127H37V129H36ZM114 127H117V129L116 128H114ZM126 128V130L128 129V130H132L133 132H134V130H135V132L134 133H136V136H135V134H131L130 135V132H131V130L129 131V132H127V131H125V133L123 132V128ZM148 127V128H147ZM161 127V128H160ZM185 128H186V125L184 126ZM207 127V128H208ZM231 127H233L232 125H231ZM257 127V126H256ZM24 128H27V132H30V134H32V135H25V133H24ZM96 128V129H95ZM124 128V129H125ZM197 128V127H196ZM257 128H259V127H257ZM37 131H36V130ZM87 129V130H86ZM90 129V130H89ZM110 129V130H109ZM114 129H116V131H118L117 133H119V131H120V134H121V137H119L120 136V134H117L118 135V137L116 136L115 137V139H112V138H114V136L116 135V132H115V130ZM122 129V130H121ZM140 129V130H139ZM144 129V130H143ZM194 129H195V127H194ZM224 129H225V131L227 132L229 129L231 130V129H233V130H231L230 132H232L233 131V134L234 133H236V135H234V141H235V143H229V141L230 142H233V138H232V136L233 135H229V134H226V132L224 133ZM235 129V130H234ZM47 130H49V131H47ZM98 130V131H97ZM101 130H102V128H101ZM154 130V131H153ZM157 130V131H156ZM184 130V131H183ZM191 131H192V129H190ZM197 130V129H196ZM195 130V131H196ZM47 131V132H46ZM121 131H122V133H124V134H122L121 133ZM138 131H141L140 133L138 132ZM142 131H143V133H142ZM223 131V132H222ZM26 132V131H25ZM40 132V133H39ZM92 132H93V134H92ZM97 132H98V134L100 135V137L101 136H105L104 138L106 139V140H104L102 137V139L101 140H104V142H106V143H108V146H106L107 144H103V143H99L98 144V141H101L100 140V137L99 136H97L98 134H97ZM130 135V138L131 139H129V136H128V134ZM188 132H190V131H188ZM194 132V131H193ZM221 132V133H220ZM46 133H47V135H46ZM48 133H50L49 135H48ZM83 133V134H82ZM90 134L91 135V139L89 138L90 137V135L88 136L87 134ZM151 133V134H150ZM222 133H224V134H222ZM40 134V135H39ZM78 134H81V135H78ZM104 134H106V135H104ZM114 134V135H113ZM137 134H138V136H137ZM196 134V135H197ZM21 135H23L22 137H20ZM44 135V136H43ZM46 135V136H45ZM92 135H93V137H92ZM122 135L123 136H125V137H122ZM152 135V136H151ZM153 135H155V136H153ZM213 135H215L214 137H213ZM226 135V139H225V141H222V142H220L222 139L221 138H223V136H225ZM27 136H29V137H27ZM81 136V137H80ZM112 138H111V137ZM135 136V137H134ZM157 136V137H156ZM203 138H202V137ZM209 136H211V139H210V137ZM236 136V137H235ZM24 137L27 139V138H29V140H27L29 143H31V142H33L31 145L29 144V149L31 150L32 149V151H29L28 150V153L30 154V155H34V156H36L37 158H38V160H40L41 158H44V159H41L40 161L42 162V163H44L47 167L49 166V168H51V169H49V168H47V180H48V182L50 183V190H51V197L54 199H50V196H47L48 197V203H47V200H46V198L47 197H45V198H42L41 196L42 195H40L39 196V194H41V192H40V188H39V186L37 187L36 186V188H35V185H36V183H35V179H36V177H37V172H38V168H37V166L35 165V163H34V161L32 162L29 158H28V156H29V154L28 153H24V148H21V147H19V145H20V143H21V146L22 147H24ZM48 137V138H47ZM85 137H87V139H89V141L90 140H92L91 142H93V144L91 145V147H92V149H94V150H96V153L99 151L98 150V147L97 146H102V147H104V146H106V147H108V149H111L110 150V153H113V154H108V157L110 156V155H117L119 152H117V149H118V147L119 146H115V148H113L114 146L113 145H117V142L119 143L118 145H120L121 147H123L124 149H122L121 150V148H120V154L119 155H117V156H115L116 157V159H117V161L114 159V158H112V159H114L112 162H120L122 159H124L123 161H121V164H125V167H121V168H119V169H121L120 170V174H122L121 173V171H124V170H128V172H131V173H127L126 174V172L124 173L123 172V175L124 174H126V176H127V178H128V176L130 177V179L128 178V179H126L124 182L122 181V183H124L126 186L124 187V188H122V183H121V181H120V185H121V187H118V186H114V185H116V184H118L116 181H117V176H115L116 178H114V179H116V183L114 184V182H113V180L111 179V177L113 176V175H115L116 173H117V175H118V173H119V169L117 168V167H114V166H116V164H114V166L112 165V168L110 169L111 170V172L110 173H108L107 172V170H106V168H104L106 165H109V163H107L108 161H107V157H105V161H106V165H105V162H104V160L102 161V160H98L97 161V159H99V158H97L95 155V153H93L94 151L90 148V147H88V145L90 146V144L88 143V145H87V142L86 141H88L87 139H85ZM107 137V138H106ZM110 139H109V138ZM128 137V138H127ZM152 137V138H151ZM196 137V138H195ZM201 137V138H200ZM247 137V136H246ZM20 138H22V140L20 139ZM80 138V139H79ZM96 138V139H95ZM99 138V139H98ZM127 138V139H126ZM151 138V139H150ZM213 138V139H212ZM235 138H241L242 140L244 139V141H248L247 143H249L250 145H251V147H253V148H250V147H248L247 148V146H244V141H243V146L244 147H246L247 148V150H245L246 152H244V148H242L241 146H239V145H237L239 142H241L240 140H239V142L237 141V139H235ZM45 139H49L48 141L49 142H46V141H44ZM117 139V140H116ZM191 139V140H190ZM210 139V140H209ZM215 139V140H214ZM231 139V140H230ZM254 139V140H253ZM264 139V138H263ZM32 140V141H31ZM79 140H82V141H79ZM120 142H119V141ZM126 140V141H125ZM128 140V141H127ZM137 140H138V142H137ZM149 141V143H148V141ZM158 140V141H157ZM183 140H185V141H183ZM190 140V141H189ZM31 141V142H30ZM44 141V142H43ZM121 141H123L125 144H130V146H132V147H130L129 146V148L128 149H126L125 150V144L122 146V144H120L121 143ZM136 143H135V142ZM152 141V142H151ZM194 141V142H193ZM213 141V145L211 144V142ZM236 141L238 142V143H236ZM261 141H263V140H261ZM44 144H42V143ZM103 142V141H102ZM122 142V143H123ZM141 142H143V146H142V143ZM151 142V143H150ZM158 143V145H157V143ZM163 142H164V144L166 145V146H164V147H168L167 149H168V152H167V149H165V148H163ZM169 142V143H168ZM184 142V143H183ZM208 142H210V144L208 143ZM223 142H228V144H231V147H233L234 146V144L236 145V146H238V147H240V149L238 150L237 149V147L235 146V147H233L232 149H235V151L234 150H230L229 151V149H231V147H229L228 146V144L227 143H223ZM81 143V144H80ZM132 143H133V145H132ZM138 143V144H137ZM141 143V144H140ZM154 143H156L155 145H154ZM183 143V144H182ZM205 143V144H204ZM220 144L221 146H219L218 144ZM253 143V142H252ZM260 143V142H259ZM86 145L87 147H86V149L84 148V147H81L82 145ZM97 144V145H96ZM136 144H137V146H136ZM148 144V145H147ZM160 144V145H159ZM223 144H227L226 146L229 148H225L226 146L225 145H223ZM240 144V143H239ZM15 145V146H14ZM27 145V144H26ZM43 145V146H42ZM111 145H112V147H111ZM151 145H152V147L154 148H156V149H154L153 151H151L150 152V150H152L153 148H151ZM184 145V146H183ZM203 145H205V147L203 146ZM218 145V146H217ZM223 145V146H222ZM233 145V146H232ZM240 145H242V143L240 144ZM246 145H248V144H246ZM18 146V148L20 149V150H16L15 149V151H13L14 150V147H17ZM138 146H142V148L144 149V150H142L140 147H138ZM146 146L148 147H150V148H146ZM161 146H162V148H161ZM194 146V147H193ZM210 146V148H208ZM41 147V148H40ZM102 147H101V149H102ZM109 147H111V148H109ZM137 148L136 150L137 151H133V153H132V150L133 149H135V148ZM146 149H145V148ZM160 147V148H159ZM184 149H183V148ZM221 147V148H220ZM225 149H224V148ZM258 147V148H257ZM130 148H132L131 150H129ZM157 148H159V149H157ZM180 148H182V149H180ZM223 148V149H222ZM250 148V149H249ZM84 149H85V151L87 152V155H86V157H84V154L86 153H84ZM89 149V150H88ZM101 149H100V151H101ZM103 149H106L105 147L103 148ZM108 149H106L107 151H108ZM116 149V150H115ZM141 149V150H140ZM149 149V150H148ZM163 149V150H162ZM243 151H242V150ZM262 149V150H261ZM8 150H11V151H8ZM26 150H27V148H26ZM47 150V151H46ZM98 150V151H97ZM106 150H104L105 152H106ZM125 150V151H124ZM146 150H148V152L146 151ZM156 150H157V152H158V150H160L161 152H159V155L157 154V152H156ZM238 152H237V151ZM14 153H13V152ZM18 151V153L16 154L15 152H17ZM39 151V152H38ZM47 152V153H45V152ZM49 151V152H48ZM89 151V152H88ZM104 151H103V153H104ZM117 152V153H115L114 154V152ZM122 151V152H121ZM146 151V152H145ZM154 151L156 152L155 154H157L156 156H152V154L154 153ZM163 151H165L164 153H163ZM213 151V152H212ZM226 151H228V152H230V154L227 152L226 153ZM257 151V152H256ZM261 151V152H260ZM36 152H38V153H40V154H42V153H45V155L44 154H42L41 156H40V158L37 156V153ZM90 152H92V153H90ZM102 152V151H101ZM109 152V151H108ZM107 152V153H108ZM128 152H131L130 154L131 155H133L132 157V159H134L133 161L134 162H132V159L130 158L131 157V155H129L128 156V154L127 153ZM134 152H136L135 154H134ZM149 152H150V154H149ZM211 152V153H210ZM233 152V153H232ZM84 153V154H83ZM102 153V154H103ZM107 153H104V154H107ZM123 153H125L126 154V156H128V158H129V160L131 159V163H133L134 164V166L133 167H130L129 165L131 164V163H125V162H127V160H125V159H127L126 157H123V156H125V154H123ZM186 154V163L185 162H183V163H179V162H182L183 160H182V157H185V154ZM189 155H188V154ZM239 153V154H238ZM242 153H244V155L242 154ZM50 156H49V155ZM97 154H101V153H97ZM103 154V155H104ZM123 154V155H122ZM149 156H148V155ZM167 154V155H166ZM169 154V155H168ZM171 154V155H170ZM174 154V155H173ZM184 154V155H183ZM205 154H206V156H207V158H202L201 157V155H204L205 156ZM233 154L235 155V156H233ZM39 155V154H38ZM47 155V156H46ZM57 155V156H56ZM90 155V156H89ZM193 155V157H189V156H192ZM197 155V156H196ZM210 155V156H209ZM223 155H226L227 157H229V159H228V161L226 160H224V158L223 157H225V159H226V156H223ZM238 155H239V157H238ZM241 155V156H240ZM24 156H26L27 158H26V160H27V164H25L24 165V163H26V161L24 160L25 158H24ZM54 156V157H53ZM101 156V155H100ZM100 156H98V157H100ZM106 156V155H105ZM114 156H112V157H114ZM120 156H122V159L121 158H119ZM163 156V157H162ZM171 156H173V158L171 157ZM178 156V157H177ZM201 157V159L202 160H206V159H208L207 161H210V162H207L208 164H205L206 163V161H202V160H200V162H203V165L201 164V166L203 167V169L204 168H207V166H209L210 164H211V162L214 164V162H216V161H218L219 160V163H217V165H218V169L219 170H222L223 169V166H225V164L227 163L228 164V162H229V160H235V159H237V158H240V159H238L239 160V162H241V159L242 160H244L243 162H241V164H240V166H244V168H245V165L244 164H246L247 165V172L245 171V170H243V168H242V170L243 171H245L244 173H243V171H241V172H237V174L239 175L238 177H237V179H235L236 178V176L237 175H233V181H236V180H238L236 183H237V187H238V190H237V188H236V186L235 185H233V181H231L230 182V179L231 178H229V174H228V167H227V169H225V170H227L226 171V173H224L225 172V170H224V172H223V170L222 171H218L217 173L216 172H214L215 171V169H212L213 170V173H216L215 174V176L214 175H212L211 173H209V174H207V173H205L206 175H207V177H206V175H204L203 173H202V167L201 166H197V162L199 163V158L198 157ZM221 156H223V157H221ZM232 156V157H231ZM237 156V157H236ZM15 157H18L17 159H19L20 158V160L21 161H19V164L17 163V161L15 162L14 160L12 161V158H14L15 159ZM35 157V158H36ZM48 159V161H47V159ZM58 157V158H57ZM102 157V156H101ZM155 157V158H154ZM169 158V159H167V158ZM179 159V161L177 162V159ZM188 157V158H187ZM218 157H219V159H218ZM35 158H33V159H35ZM88 158V159H87ZM107 158V159H106ZM110 158V157H109ZM142 158V159H141ZM147 158V159H146ZM157 158V159H156ZM162 158V159H161ZM214 158L216 159V161L214 160ZM221 158V159H220ZM244 158V159H243ZM30 161H29V160ZM86 159V160H85ZM121 159V160H120ZM141 159V160H140ZM145 159V160H144ZM168 161H167V160ZM170 159H171V161H170ZM218 159V160H217ZM256 159V160H255ZM93 160H96V161H93ZM119 160V161H118ZM147 162V165L145 164V162ZM150 160V161H149ZM152 160V161H151ZM174 160V161H173ZM182 160V161H181ZM184 160H185V158H184ZM214 160V161H213ZM254 160H255V162H254ZM25 161V162H24ZM53 161V162H52ZM110 161V162H111ZM158 161V162H157ZM165 161V162H164ZM170 161V162H169ZM245 161L247 162V163H250V164H247V163H245ZM51 162V163H50ZM96 162L98 163V164H96ZM111 162V163H112ZM123 162V163H122ZM128 162H130V161H128ZM143 162H144V164H145V169H144V171H142L143 169H142V167L144 166V164H143ZM154 162V163H153ZM161 162V163H160ZM163 162V163H162ZM172 164V167H171V165L169 164ZM225 162V163H224ZM253 162V164H251ZM21 163V164H20ZM150 163V164H149ZM166 163V164H165ZM167 163L169 164V165H167ZM174 163V164H173ZM177 163V164H176ZM244 163V164H243ZM57 166H56V165ZM60 164V165H59ZM132 164V165H133ZM136 164V165H135ZM142 164V165H141ZM153 164H156V165H153ZM179 164V165H178ZM213 164H211L210 165V167L211 168H213ZM52 165V166H51ZM102 165H104V167L102 166ZM118 165V164H117ZM127 165H128V167H127ZM131 165V166H132ZM139 165H141V166H139ZM169 166V167H167V166ZM175 165V166H174ZM185 165H186V167H185ZM197 166V167H195L196 168V170L195 171H198L197 170V168L199 167H201L200 168V170H202L201 171V173L203 174H201L202 176V178L201 179H205V180H208V183L209 182H211V179H213V180H215V184L216 185H221L220 186V188H218V186H214V187H217L216 189L214 188V189H212L213 191L215 190V192L216 191H220V189L221 188H223V187H226V188H223V190L221 191V193L223 192L224 194L225 193H227V192H230L229 194H219V195H221V196H223V197H220L219 198V196L218 195H214L213 193H215V192H211V193H209V194H211V196H208L207 197V203L209 202L210 203V205H208V208H213L212 206H214V207H216L217 209H220V212L221 211H223L222 213H220L222 216H223V219L225 220V222H223V220H215V217H214V213H217V211L215 212L213 209H215V208H213L212 209V211L211 210H207L208 208H206L207 206H206V203H205V205H203V206H205V208H203L200 212H202V213H200V212H198L197 214H199L200 213V215L201 214H203L200 218H202V220L203 219H205V220H203L204 222L206 221L207 222V224H206V222H205V224L206 225H204L203 227H201V225H203V221L201 220V221H198V220H196V219H198L199 218V216H198V218H197V216H196V219H195V216H194V221L196 222H198V224H199V222L201 223L200 224V229L199 230H197V233H199V234H201V236H202V234L204 235L203 237H201V239L199 238V237H196L197 239H198V241L200 242L199 244H196V243H198L197 242V239L195 240L196 241V243H193L194 242V240H193V242L192 241H190L189 242V239L188 238H191L192 236H194V235H192L191 234V228H193V226H194V221L192 220V219H186L187 221H184L185 222V224H184V222H183V225H185V226H183V227H179V229H178V231L177 232H175V230L177 229V228H174V227H177L176 225H172V224H174V223H177V220L175 221V222H172V221H169V220H172V219H174V217H172L171 218V215H170V217H169V222H171L170 224H168V222H165V221H167L166 219H168V217H163V218H161V216L159 217L160 219H157L158 218V216L156 217V218H151L150 216H152V215H150V213H148L147 211H145V209L147 208V209H150V207H147L148 205H150V200H152L153 198H156V195L158 196V192H159V194L161 195L163 192H164V190H161L162 189V187H159V189H158V185H160L161 184V180L159 179L160 178V176H157V174L158 173H161V171H162V173L160 174L161 175V177H163V175H164V177L166 178L167 176V174H168V177L170 176V175H172V174H175L176 172L178 173V171H180L181 170V172H179V173H182V171H183V173L185 172V170H187V172L189 171V172H191V173H194L195 171H194V166ZM204 165H206V167L204 166ZM98 166H99V168H98ZM102 166V167H101ZM119 166V165H118ZM156 166H158V167H156ZM251 168H249V167ZM117 168V169H114V168ZM183 167H185L184 169H183ZM210 167L208 168V169H205L204 171L206 172V170H208V172H209V170H211L210 169ZM215 167V166H214ZM253 167V168H252ZM29 168H31V170L30 171H35L34 173L33 172H30L29 171ZM59 168V169H58ZM62 168H63V170H62ZM65 168V169H64ZM124 168H126V169H124ZM128 168H132V170H129ZM135 168H137V170L135 169ZM139 168V169H138ZM144 168V167H143ZM161 170H159V169ZM164 168V169H163ZM215 168H217V167H215ZM226 168V167H225ZM124 169V170H123ZM140 169H141V171H140ZM154 169V170H153ZM156 169V170H155ZM169 171H168V170ZM183 169V170H182ZM257 169V170H256ZM109 170V169H108ZM115 170H117L118 172H116L115 171V173H114V171ZM149 170V171H148ZM163 170H166V171H168L167 172V174L165 175V173H164V171ZM173 170V171H172ZM176 170V171H175ZM191 170V171H190ZM199 170V171H200ZM212 170L210 171V172H212ZM250 170V171H249ZM98 171V172H97ZM105 172V174L104 173H102V172ZM112 171H113V173H112ZM165 171V172H166ZM175 171V172H174ZM194 171V172H193ZM198 171V173L197 174H199L200 172ZM203 171V172H204ZM216 171H217V169H216ZM48 172H51V174L49 175V173ZM172 172V174H170ZM223 173V176H221V178L220 177H218V175H219V173ZM260 172V173H259ZM33 173V174H32ZM153 173H155V174H153ZM62 174V175H61ZM120 174H119V176H120ZM130 174V175H129ZM144 174H146V176H147V180H146V176H145V178H144V181H143V177H144ZM149 174H150V176L151 177H153L152 175H155V181H156V177H158L157 179H159L160 180V184H158V183H156L155 185L157 186V188H156V186H154L155 188V190L157 191V189L159 190V191H155L156 192V194H154V190L152 191V190H150L151 191V194L153 193L155 196H148L150 193H146V192H148V189L147 188H151V189H153V185L154 184H152V183H149L148 181H150L151 179H148V178H150V177H148L149 176ZM196 174V172H195V176L197 175ZM242 174V175H241ZM49 175V176H48ZM64 175V176H63ZM106 175V176H105ZM123 175H121V177H123ZM159 175V174H158ZM25 176V177H24ZM51 176V177H50ZM107 176H108V178H110L112 181H110V179H106L107 178ZM131 176H133L132 178H131ZM142 177V178H139V177ZM210 176V177H209ZM255 176V177H254ZM121 177H119L118 178V181H119V179L121 178ZM167 177V178H168ZM204 177V178H203ZM206 177V178H205ZM209 177V178H208ZM235 177V178H234ZM240 177V178H239ZM253 177H254V179H253ZM256 177H258V178H260L261 180H259V179H257ZM52 178V179H51ZM68 178V176L66 177V179ZM94 178H95V180H94ZM125 178V177H124ZM138 178H139V180H140V182L142 183L143 182V184H144V182H145V184H144V187L145 186H148V187H146V188H144L143 187V189H140L141 191L139 192V189L138 190H136L135 188L138 186V188L140 187L141 188V186H143L140 182V184L139 183H136L137 181H138ZM164 178V179H165ZM166 178V179H167ZM197 178H200V176H198L197 175ZM208 178V179H207ZM69 179V178H68ZM94 180V182L99 186L98 188H100V187H102V186H104V187H102L103 189H105L106 191H104V193H101L100 192V190L99 189H97L96 188V191L94 190V188H95V186H96V184L93 182V180ZM136 179V180H135ZM153 179V180H154ZM161 179H163V178H161ZM219 179V180H218ZM104 180V181H103ZM121 180H122V178H121ZM135 182H134V181ZM153 180H152V182H153ZM158 180V181H159ZM29 181V182H28ZM53 181V182H52ZM155 181H154V183H155ZM157 181V182H158ZM217 181V182H216ZM218 181H220V183L221 184H219L218 183ZM109 182L111 183V185L112 186H110L109 185ZM232 183V185H230V183ZM54 183V184H53ZM65 183V184H64ZM94 183V184H93ZM127 183H128V185H127ZM132 183H135V185H133ZM187 183H189V182H187ZM28 184H30V185H28ZM53 184V185H52ZM91 184V185H90ZM93 184V185H92ZM147 184H150V186L149 185H147ZM152 184V185H151ZM235 184V183H234ZM263 186H262V185ZM31 185H33L32 186V194H33V196L36 198V200L35 201H32L31 199H29V197H28V186L30 187ZM54 185L56 186V187H54ZM95 185V186H94ZM133 185V186H132ZM187 185V188L186 187H184V188H186V189H189L190 187H188V186H191V183H189V184H186ZM210 185V184H209ZM214 184H213V182H212V185H210V188H211V186H213ZM222 185H224L223 187H222ZM26 188H25V187ZM93 187V189H92V187ZM114 186V187H113ZM124 186V185H123ZM162 186V185H161ZM193 186V185H192ZM229 186V188H227ZM233 186H235V187H233ZM109 187V188H108ZM120 189V188H122V189H118V188ZM129 187H130V190H131V187L133 188L131 191L129 190L128 192H126L128 189H129ZM53 188V189H52ZM59 188V189H58ZM108 188V189H107ZM161 188V189H160ZM179 189V190H177L176 188H173L174 190L176 189V191H181L179 194L180 195H183V193H184V191H182V190H185V189ZM193 188V187H192ZM197 188L198 187H194V191H196L197 190ZM235 188V189H234ZM64 189H65V191H64ZM101 189V188H100ZM173 189L171 190L172 192H173ZM228 191H227V190ZM61 190V192H59ZM102 190V189H101ZM109 190V191H108ZM121 190H123L122 192L123 193H121ZM136 190V191H135ZM142 190H147L146 192H144V193H142ZM211 190V189H210ZM97 191H99L98 193H99V197H98V195L96 194V192ZM113 191V192H112ZM117 191H120V195H122V196H120V197H117L118 198V200L117 199H113V198H116V197H112L113 195H115V194H117L116 192ZM135 191V192H134ZM176 191H174V192H176ZM190 191H192V190H190ZM190 191H188V190H186V192H187V194L189 193V195H187L186 194V192L184 193V195H185V198L186 197H191V195L193 194V193H191ZM244 191H246V192H244ZM68 192V191H67ZM109 192H110V194L112 193V199H111V197H110V195H108L109 194ZM173 192V193H174ZM254 192V193H253ZM263 192H264V190H263ZM63 193V194H62ZM101 193V194H100ZM119 193V192H118ZM171 193V192H170ZM173 193H171L170 194V196H172V195H174V197L176 198L177 197V199L178 198H181V197H178V196H175V195H179L177 192V194L175 193V194H173ZM146 194V195H145ZM165 193H163L162 194V198H163V195H164ZM168 194V193H167ZM167 194H165L167 197L169 196V195H167ZM96 195H97V197H96ZM101 195V196H100ZM126 195H127V197H126ZM160 195L158 196L159 198H160ZM117 196H119V194L117 195ZM166 196H164V197H166ZM228 196H230L231 197V201H230V198L228 197ZM39 198H40V200H39ZM64 198H65V200H64ZM148 198H150V200H149V202H146L147 203V206L146 205H143V203H141L142 201H143V199H144V201L143 202H145V199L146 200H148ZM159 198H157L159 201H160V199ZM172 198V197H171ZM175 198H173L174 200H175ZM99 199H103L102 201L103 202H101V200H99ZM108 199V200H107ZM136 199V200H135ZM157 199L156 200H152L153 201V203H154V201H156L155 203H157L158 201H157ZM213 199V200H212ZM64 200V201H63ZM165 199H163L162 201H164ZM174 200L172 201L173 202V204L174 205H176L177 204V202L175 201L174 202ZM216 201V200H218V201H216L217 203H219V205H216V202H212V201ZM219 200H223V201H221V205H222V202H223V205H222V207H221V205H220V202H219ZM258 202H257V201ZM264 200V199H263ZM73 201V202H72ZM100 201V202H99ZM107 201H108V203H107ZM151 201V202H152ZM162 201H160V204H161V202ZM237 201V202H236ZM118 202V203H117ZM171 202V201H170ZM171 202V203H172ZM244 202H246V203H244ZM264 202V201H263ZM67 203H69V205H67ZM112 203H113V205H112ZM116 203H117V208L115 207V205H116ZM140 203H141V205H140ZM155 203H154V205L153 206H155ZM164 203H165V201H164ZM167 203V202H166ZM211 203H215V205H211ZM163 204V203H162ZM107 205V206H106ZM151 205H152V203H151ZM157 205H159V202L157 203ZM226 205H230V207H231V210H233L234 209V211H228L227 210V208L228 209H230V207L228 206L227 208H223V207H226ZM259 205H260V203H259ZM140 206H141V209H143V208H145L143 211H145V212H147L148 213V215L146 214L145 216L143 215L145 212H142V213H140V211H139V209L138 208H140ZM144 206H146V207H144ZM217 206H220V207H217ZM261 206V205H260ZM112 207H114V208H112ZM254 207V208H253ZM3 208H6V210L5 209H3ZM79 208V209H78ZM110 208V209H109ZM127 208V209H126ZM259 210H258V209ZM263 209H264V206L262 207ZM2 209V210H1ZM117 209V210H116ZM131 209H135L134 211H132ZM140 209V210H141ZM201 209V208H200ZM199 209V210H200ZM208 211H206V210ZM5 210V211H4ZM114 210H115V212H114ZM78 211L80 212V213H78ZM109 211V212H108ZM124 211V212H123ZM206 211V212H205ZM211 211V212H210ZM214 211V212H213ZM224 211H226V212H224ZM129 212V213H128ZM132 212H135V215L133 216V214L134 213H132ZM205 212V213H204ZM212 214H210V213ZM227 212H229V213H227ZM109 213V214H108ZM132 214V216L134 217H132L131 216V214ZM208 213L211 215V216H213L214 217V219H212V217L209 219V218H207V216H209L208 215ZM219 213H217V214H215V216L216 215H219V216H221ZM237 213V214H236ZM239 213V214H238ZM262 213H264L263 212V210H262ZM20 214V215H19ZM136 214H138L137 216H136ZM141 214H142V216H141ZM108 215V216H107ZM207 215V216H206ZM80 216V217H79ZM136 216V217H135ZM139 216H141V217H139ZM147 216H149L150 217V219L148 218L147 219ZM154 216V215H153ZM152 216V217H153ZM221 216V217H222ZM66 219V221H65V219ZM118 217V218H117ZM139 217V218H138ZM142 217H145V218H142ZM220 217V219H222ZM87 218H89V220L87 219ZM108 220H107V219ZM131 218H132V220H131ZM136 218V219H135ZM164 218H166L165 219V223L167 224V226L169 225V227L167 228V229H165V227H166V224L162 221V219H164ZM141 221H140V220ZM143 219V220H142ZM159 220L160 221V223H159V221H157V220ZM258 219V218H257ZM117 220H120V221H117ZM125 220V221H124ZM150 220V222L152 221V223H150V222H148ZM158 222V223H156V224H158V225H156L155 224V222L156 221ZM175 220V219H174ZM190 220H192L193 221V223H191L190 224ZM200 220V219H199ZM92 221V226L90 225L91 222ZM107 221V222H106ZM123 221V222H122ZM146 221V222H145ZM191 221V222H192ZM88 222L90 223L89 225H88ZM119 222V223H118ZM211 222H212V224H214L215 223V225H214V227H216V224H217V226L219 225V228L220 229H218L217 227L216 228H214L213 226H212V224H211ZM219 222V223H218ZM227 222V223H226ZM66 223V224H65ZM87 223V224H86ZM122 223V224H121ZM127 223V225H123V224H126ZM144 223H146V225L144 224ZM149 223H150V226H149ZM156 225L155 227H153L154 226V224ZM186 223H188V224H186ZM121 224V225H120ZM142 224V225H141ZM143 224H144V226H143ZM147 224H148V226H147ZM153 226H152V225ZM163 224H165V227L163 226ZM178 224V223H177ZM87 225H88V227H87ZM109 225V226H108ZM111 225V226H110ZM195 225H197V223L195 224ZM122 226V227H121ZM124 226V227H123ZM133 226V227H132ZM173 227V230L172 229H170V228H172ZM198 226V225H197ZM197 226H195V227H197ZM211 226L214 228V230H213V228H212V231L209 229V228H211ZM90 227V228H89ZM121 227V228H120ZM138 227V228H137ZM150 227L152 228V229H150ZM224 227V228H223ZM226 227V228H225ZM238 227V228H237ZM5 228V229H4ZM148 228V229H147ZM186 228H189L188 229V232L186 231L187 229ZM199 228V227H198ZM239 228H240V230H239ZM264 228V227H263ZM113 229V230H112ZM138 229H140V230H138ZM154 229V230H153ZM160 229V230H159ZM175 229V230H174ZM183 229L186 231V233H187V235H186V233L183 231ZM119 230V231H118ZM144 230V231H143ZM148 230L150 231L151 230V232L149 233L148 232ZM158 230V231H157ZM193 230V229H192ZM195 230H196V228H195ZM217 230H219L220 231V234H219V231L217 232ZM2 231V232H1ZM69 231V232H68ZM143 231V232H142ZM169 231H171V235H172V237H171V235L169 234L170 232ZM226 231V232H225ZM115 232V233H114ZM142 234H141V233ZM158 232V236L157 235H155L156 233ZM178 232H179V235H178ZM194 232V231H193ZM196 232V231H195ZM210 232V233H209ZM222 232V233H221ZM90 233V234H89ZM118 233L120 234V235H118ZM155 235H153V234ZM160 233V234H159ZM161 233H163L164 235H162ZM168 233V234H167ZM174 233V234H173ZM176 233H177V235H176ZM180 233H184L183 234V238H181L180 239V236L182 235H180ZM229 233V234H228ZM65 234V235H64ZM138 234H140V235H138ZM148 236H146V235ZM167 234V235H166ZM195 234V233H194ZM227 234V235H226ZM118 235V236H117ZM138 237H137V236ZM159 235H160V237H159ZM168 235H170L169 236V238L170 239H168V242H169V246H168V244H165V247H163L164 245V243H162L163 241H164V239L166 240V238L168 237ZM175 235H176V237H175ZM192 235V236H191ZM219 235H220V237H219ZM239 235V236H238ZM89 236V237H88ZM146 236V237H145ZM157 236V237H156ZM184 236H186L185 238H184ZM189 236V237H188ZM191 236V237H190ZM238 236V237H237ZM87 237H88V239H87ZM123 237H125V238H123ZM134 237H136V238H134ZM182 237V236H181ZM188 237V238H187ZM229 237V238H228ZM127 238V239H126ZM131 238H132V240H131ZM138 238V239H137ZM144 238V239H143ZM178 238L180 239V240H178ZM96 239V240H95ZM137 239V240H136ZM184 239H187L188 240V242L190 243V244H192L191 246H189V245H187V242H185L184 241ZM95 240V241H94ZM218 240V241H217ZM219 240H220V242H219ZM93 241V242H92ZM129 243H128V242ZM133 241V242H132ZM146 242V244H145V242ZM153 241H154V243H153ZM155 241H158V242H155ZM162 241V242H161ZM233 241V242H232ZM127 242V243H126ZM136 242V243H135ZM141 244H140V243ZM142 242H144V243H142ZM174 242V243H173ZM177 242V243H176ZM132 243V244H131ZM151 243V244H150ZM155 243L156 244H158V245H155ZM211 243V244H210ZM130 244V245H129ZM145 244V245H144ZM160 244L162 245L161 247H160ZM182 244V245H181ZM186 244V245H185ZM194 244V245H193ZM213 244V245H212ZM214 244H215V246L217 245V248H215L217 251H215V249H213V247H211V245L212 246H214ZM229 246H228V245ZM98 245V246H97ZM139 245H140V247H139ZM143 245V246H142ZM146 245L148 246V247H146ZM153 245H155V246H157L156 247V249L154 248L155 246H153ZM179 245V246H178ZM201 246V248L200 247H198V246ZM153 246V247H152ZM166 246H168V250H171L172 251V253H171V251H169L168 252V250H166V252H167V254H173V255H170L171 256V261H168V263H167V261H166V258H167V260H170V259H168V257H170V256H167V255H165L166 254V252H165V248H166ZM177 246V247H176ZM188 246V247H187ZM252 246L255 248L256 246H258V245H253L252 244ZM251 246V247H252ZM138 247L140 248V249H138ZM158 247L159 248H163L162 250L160 249L159 251L160 252H162V253H159V251H158ZM250 247V248H251ZM252 247V248H253ZM259 247V246H258ZM257 247V248H258ZM142 248V249H141ZM152 248V249H151ZM199 248V249H198ZM257 248H255V250H258L259 249V251H260V247L257 249ZM263 248V250H264V247H262ZM261 248V249H262ZM132 249V250H131ZM153 249H155V250H153ZM211 249V250H210ZM226 249H229V250H227V252H225V253H223V250L225 251ZM97 250V251H96ZM188 250L191 252H188ZM251 250V249H250ZM254 250V249H253ZM96 251V252H95ZM129 251V252H128ZM130 251H132V253L130 252ZM157 251H158V253H157ZM230 251V252H229ZM137 252V253H136ZM157 253V254H155V253ZM165 252V253H164ZM176 252V253H175ZM185 252H187V253H185ZM255 252V251H254ZM154 253V254H153ZM217 253V254H216ZM258 254L260 253V252H257ZM262 253H263V251H262ZM135 254L137 255V256H135ZM151 254V255H150ZM203 254L204 255H207V254H209V255H213L214 254V256H212V258H210L209 259V257H211V256H203ZM252 254H254L252 251H250V256H248V257H245L240 263H238V264H248V262L250 263L251 262V264H255V260L257 259V263L258 264H264V257H259L257 254H254L253 256H252ZM132 255V256H131ZM160 255V256H159ZM216 255H217V257H216ZM237 255V254H236ZM259 255H261V254H259ZM143 256V257H142ZM153 257V258H151V257ZM157 256H159V257H157ZM173 256V257H172ZM137 257H139V258H137ZM145 257V258H144ZM151 259H150V258ZM258 257L260 258V259H258ZM163 258H165V261L163 260ZM174 258V259H173ZM207 258V259H206ZM217 258V259H216ZM253 258H255V260L253 259ZM143 259V260H142ZM179 261H178V260ZM191 259H194V260H191ZM208 259H209V262H208ZM155 260V262H153V261ZM198 260V259H197ZM135 261V262H134ZM161 261V262H160ZM218 261H221L220 263L218 262ZM252 261H255V262H252ZM163 262V263H162ZM166 262V263H165ZM198 263V262H197ZM199 264V263H198Z\"/></svg>","mask_w":264,"mask_h":264},{"label":"bare ground","instance_id":"bare-ground-1","mask_svg":"<svg viewBox=\"0 0 264 264\" xmlns=\"http://www.w3.org/2000/svg\"><path fill=\"white\" fill-rule=\"evenodd\" d=\"M122 1L127 2V0H122ZM128 1H129V0H128ZM132 1H133V0H132ZM146 1L148 2V0H146ZM150 1H152V0H150ZM150 1H149V4L151 3ZM155 1H157V0H155ZM159 1H161V0H159ZM163 1H166V2H165V3H164V2L162 3V1L160 2V3H161V7H162V8H160V9H161V11L164 13V11H166L165 8L167 9V6H168L167 4L169 3V1H167V0H163ZM172 1H173V0H172ZM172 1L170 0V3H169L170 5H171V2H172ZM181 1L184 2V4H186L189 0H184V1H183V0H180V1H179V2H180L179 4H178V3L176 2V0H175V2L172 3V5L175 4V3H177L178 5L176 4V5H173V6H176V7L178 6V8H177V9L179 10L178 12H179L180 14H181V13L185 14V12H187V11H183V7H184L185 5H182V2H181ZM191 1L193 2V4H196V3H197L196 6H197L198 3H199V2H195V3H194L195 0H191ZM196 1H197V0H196ZM198 1H199V0H198ZM230 1H231V0H228V1H227V2L229 3V4H227V7H228V5L231 6V4L234 6L235 3H236L235 0H234V3H232V2H233V1H232L231 4H230ZM237 1H239V0H237ZM250 1L255 2L256 4H257V2H258V1H256V0H250ZM250 1H247V2H248V4L252 5L253 3L250 2ZM261 1H262V0H261ZM14 2H15V1H14ZM82 2H83V1H82ZM125 2H124L123 4H125ZM142 2H143V1H141L140 3L142 4ZM152 2H153V1H152ZM185 2H186V3H185ZM215 2H216V0L214 1V3H215ZM219 2H220V1H219ZM219 2H217V3L220 4ZM225 2H226V0H225ZM225 2H223V3H225ZM242 2H244V0H243ZM249 2H250V3H249ZM263 2H264V1H262V2L259 3V4H262ZM18 3L21 4V5H19V8H18L17 10H20V11L22 10L20 13L22 14V12H23V13L25 14V16H26V17H24V16L22 15L23 18H24V21H25L24 25L26 24L25 27L30 28V31H29V32H27V31L25 32V33H27V36H31V37H32V41H33V42H31V45L33 44V48H32V46L30 45V46H31L30 49H31V50H32V49H35V50H33V52H32L33 54L35 53V56H34L33 60H32L31 58H28V59L26 58V59L28 60L29 63L31 62V63H30V67H31V68L34 67L33 69L30 68V70H34V69H35V71H37V74H35V73H34V74L37 75V76H40V78H37V76H36L37 79H35V80H36V81L38 80L39 83L42 84V87H41L42 90H41V89H40V90H33V91H35V93L33 92V94H34L33 96H32L31 94H28V95H29V98H32V97H33V98H34V97L36 98V99L34 98V99H35V102L31 100V102H34V103H35V104H33V105H35V106L37 105V107H38V109H35L36 107H35V108H32V106H31V108H32V113H33V111L37 110V111H35V112L33 113V115H32V113H29V111H26V110H27V108H26L27 106L25 107L23 104H22L23 106H20L17 110H19V113H20V112H22V111H20V110H21V107L24 108V111H23L24 114L21 115V113H20V115L23 116V117H25V118L22 117L23 120L25 119V120L23 121V122H25V123H24L25 125H26V123L28 124V123H31V122H32L33 124H35V123H34V120H35V121H38V122H37V124H38L39 121H41V120L43 119V117L41 118V116H40V117L36 116L37 118H39V120H38L37 118H34L33 116H34V114H35L36 112H37V114H38V112H39V113L42 112V115H43V112H44V111H38L39 109H41V106H40V104H39V101H40L41 103L44 102V103H43V106H44L45 108H46V107H47V108L49 107V108L47 109L48 111L46 110L48 113H47L46 111H45L44 113H47L48 115L52 116V117L49 116V117H50L49 119H51V122H50V123H48V120H46V122L49 124V126H50V128H51L50 131H49V130H47V131H49V132L52 131V133H51V134L48 133V135H49V134L51 135V136H48V137L50 138L51 143H46V146H47V144H48V145L50 144L49 147L51 146V147H54L55 150L57 149V152L60 154V157H61L60 160H61L62 164H64V165L66 166V170H67V172H68V175L66 174V176H65L64 178H61V179L66 180V181L70 180V182H71V183H70V184H71V188H70V187L68 188V190H67L68 192L65 191V189H64L65 193H67V196H70V198H72V200L74 199L75 202L77 201L76 203H78V205H79V207H80V209H79V208H78V209L81 210V211H83V212L87 215V217L90 218V210H89L88 205H87L86 194H85V192H84V188L82 187V184H81V182H80L79 174H78V171H77L76 165H75V163H74V161H73V158H72V154H71L70 146H69L70 144L68 143V140H69V139H67V136H66L67 134L65 133L66 131H64V128H63V124H64V123L62 124V120H61V118H60V114H61V112L59 113V110H58V105H57V101H56L55 91H54L53 84H52L53 81H52V79H51L52 76L50 75L51 71H49L50 66L48 65V60H47V57H46L47 55L45 54L46 51H44V48H45V47H44V44H43V41H42V37H41V34H40V29H39V26H38V21H37V19H36V15H35V13H34V10H35V9H34L33 0H18ZM44 3H45V8H46L47 17H48V19H49L48 21H50V23L52 24L51 20L55 18V16H54V15H55V11H54V10H53V12L51 11L50 6H49V5H50L49 0H44ZM80 3H81V2H80ZM80 3H79V4H80ZM84 3H85V2H84ZM134 3H135V2H134ZM137 3H138V2H137ZM140 3H138V4H140ZM166 3H167V4H166ZM237 3H238V2H237ZM237 3H236V4H237ZM126 4H127V3H126ZM132 4H133V2H130V6H131ZM135 4H136V3H135ZM135 4H134V5H135ZM141 4H140L139 7H137V6H136V7L132 6V9L134 8V10H135V9L138 8V9H139L138 11H140V9L142 8V7H141V6H142ZM147 4H148V3L145 4L146 6H143L144 9L142 8L143 10L141 9V11H146V9H147L149 6H150V7H151V6L153 7V3H152L151 5L148 4L149 6H148ZM165 4H166V6H165ZM187 4L190 5V4H192V3L189 1ZM240 4H241V6H242L241 0H240ZM240 4H237V5H239V7H241ZM246 4H247V3H246ZM246 4H243V7H244V5H246ZM259 4H257V5H259ZM43 5H44V4H43ZM127 5H128V4H127ZM127 5H125V6H127ZM157 5H158V1H157L156 4L154 5V6H155L154 8H152V7L150 8V9H151L150 11H149V9H147L148 12H151V11L153 12V13L151 12V14H149V15H151V16L153 15V17H154L156 12H158V11L161 12L160 9H159L158 11H157V9H155L156 7L159 8V6H160V5H159V6H157ZM163 5H164V6H163ZM172 5L169 6L168 9L171 8ZM180 5H181V6H180ZM220 5H221V4H220ZM237 5H235L236 8H237ZM253 5H254V4H253ZM65 6H66V5H65ZM69 6H70V5H69ZM130 6H128V9H130V8H129ZM179 6H180L182 9H181ZM182 6H183V7H182ZM204 6H205V4H204ZM222 6H223V5H222ZM222 6H221V7H222ZM225 6H226V4H225ZM248 6H249V5H248ZM259 6H261V5H259ZM259 6H258V7H259ZM61 7H64V6H61ZM140 7H141V8H140ZM145 7H146V8H145ZM163 7H164V11L162 10ZM186 7H188V8L190 7L189 10H190V9L192 10V8H191L192 5H191V6H187V5H186ZM201 7H202V6H201ZM227 7H226L225 9H227ZM235 7H232V8L230 7V8L233 9V8H235ZM243 7H241V9H242ZM21 8H22V9H21ZM65 8H66V7H65ZM172 8H173V9H172ZM172 8H171V9H172V10H171L172 12H170V11H168V12H169V13H173V12L175 11V13H173V14L175 15V14L177 13V11H176V9H175L174 7H172ZM193 8H194V5H193ZM195 8H197V7H195ZM223 8H224V7H222V9H221V10L224 11V12L221 11V13H222V17H224L223 14H224L225 12H227V11L224 10ZM236 8H235V9H236ZM246 8H247V6L245 7V10L242 9V11L244 10V11L248 12V13H245V14H251L252 12L249 13V11H251V9L249 10V9L247 8V10H246ZM261 8H262V10L260 11ZM261 8L259 7V10H258V11H260V12L262 13V12H264V11H263L264 9H263V7H261ZM53 9H54V8H53ZM55 9H56V8H55ZM57 9H58V8H57ZM57 9H56V10H57ZM66 9H67V8H66ZM153 9L156 10L155 13H154ZM168 9H167V10H168ZM200 9H201V8H200ZM228 9H229V8H228ZM62 10H63V8H62ZM123 10H124V9H123ZM134 10H133V11H134ZM217 10H218V9H217ZM239 10H240V9H239ZM248 10H249V11H248ZM254 10H255V9H254ZM254 10H253V11H254ZM59 11H60V9H58V12H59ZM129 11H132V10H129ZM138 11L136 10L135 12H138ZM181 11H183V12H181ZM229 11H231V10H229ZM229 11H228V12H229ZM258 11H257V9H256V11H254V12H255L254 14H256V17H257V18H258L259 16H260V18H262V16H261L262 14L259 15L260 12H258ZM123 12H124V11H123ZM146 12H147V11H146ZM159 12H158L159 15H158V14L156 15L157 18H158V16H160V13H159ZM162 12H161V16H162V17H160L161 22H159V19H158V20H157V21L159 22L158 24L162 23V21L165 19V18H164L165 16H163V13H162ZM231 12H232V11H231ZM20 13H19V14H20ZM52 13H53V15H52ZM124 13H125V12H124ZM130 13H131V12L128 13V14L130 15V17L128 16L127 19H126V21H130V22H131L132 19H130V18H131L132 16L134 17V14L132 15V13H131V14H130ZM169 13H167V14H169ZM212 13H213V14L211 15V14L208 12V14H210L211 16H213V15H214L215 17H216V15L218 16V18L216 17L215 19H214V17H213L214 20H216V19L218 20L219 17L221 18V15H220V16L218 15V14H220V13L216 14L217 11H215V12L213 11ZM233 13H234V12H233ZM141 14H142V13L140 12V16H141ZM164 14L166 15V13H164ZM180 14L177 13V14L175 15V16H177V17H175V19H172L173 16H172V18L168 17V20H170V22H172V23H173V22H176V19H177V18H180L179 16H181V17L183 16V14H182V15H180ZM215 14H216V15H215ZM238 14H240V13H237V15H238ZM242 14H243V12H241V16L244 17V15H242ZM257 14H258V16H257ZM263 14H264V13H263ZM122 15H123V14L120 15V16H121L120 18H122ZM131 15H132V16H131ZM142 15H145V14H142ZM201 15H203V14H201ZM225 15H226V16L228 15L227 17H230L232 14L229 15V14L227 13V14H225ZM234 15H236V14H234ZM20 16H21V15H20ZM57 16L61 17V15H57ZM136 16H137V15H135V17H136ZM156 16H155V17H156ZM232 16H233V15H232ZM239 16H240V15H239ZM247 16H248V15H246L245 17H247ZM250 16H252V17H250V18H246V21H244V22H247L248 19H249L248 23H244V22L242 21V19H241V22H242V23H241V22H240V23L238 22V24H235V25H237L238 27H239V25L242 26V27H239L238 29L241 28V29L243 30V32H245L246 29H245V30L243 29V26H244V25H242V24H248V25L252 24L250 20H253V19H252V18H253V13H252V15H250ZM53 17H54V18H53ZM123 17H124V16H123ZM135 17H134V18H135ZM138 17H139V15H138ZM142 17H143V16H141V18H142ZM155 17H154V20L156 21V18H155ZM166 17H167V16H166ZM183 17H185V16H183ZM227 17H225V18H221L222 20L220 19V21H222L223 24H224V20H223V19H226ZM254 17H255V15H254ZM263 17H264V15H263ZM128 18H129V20H128ZM134 18H133L132 22H133V24H135V25L132 24V26H135V28L138 27V28H136L137 30H136L134 33H136L135 35H136L137 37H138V36L140 37V39H137V40L139 41V40L142 39V36H141V35H142V33H144V31H143L144 29H142L141 26H140V24L137 23V21L139 22L140 17H139V19H137V17L135 18L137 21H135ZM163 18H164V19H163ZM188 18H189V16H188ZM199 18H202V17H199ZM199 18H198V19H199ZM231 18H233V17H230L229 20H230ZM234 18H235V17H234ZM238 18H239V20H240V18H242V17H238ZM260 18H258V19L261 20ZM20 19H21V18H20ZM122 19H123V18H122ZM146 19H147V20H146L147 22H145L144 19H141V20H140V21H144V22L142 23V25L144 24V25H143L144 28H145L146 23L148 24V26L151 25V24H153V23H151V24L148 23V19H149V18L146 17ZM162 19H163V20H162ZM189 19H190V18H189ZM189 19H188V20H189ZM202 19H203V18H202ZM202 19H201V20H202ZM206 19H209V18H206ZM254 19H256V18H254ZM258 19H256L257 21L254 20V24H255V22H256V23L259 22ZM59 20H60V19H59ZM152 20H153V18H152ZM166 20H167V19H166ZM168 20H167V21H168ZM173 20H175V21H173ZM190 20H191V19H190ZM233 20H234V19H233ZM233 20H232V22H229L230 25H231V24L234 25ZM243 20H244V19H243ZM52 21H53V20H52ZM134 21H135L136 23H135ZM177 21H178V20H177ZM206 21H207V20H206ZM208 21H209V20H208ZM225 21H226V20H225ZM237 21H238V19L236 18L234 22H237ZM262 21H264V19H263ZM59 22H60V21H59ZM149 22H152V21L149 20ZM216 22H217V21H216ZM216 22H215V23H216ZM226 22H228V21H226ZM226 22H225V23H226ZM252 22H253V21H252ZM27 23H29L28 26H27ZM123 23H124V22H123ZM165 23H166V22H165ZM168 23H169V21H168ZM215 23H214V24H215ZM218 23H219V22H218ZM260 23H261L262 26H263V23H264V22H261V21H260ZM138 24H139V25H138ZM198 24H199V23H198ZM212 24H213V23H212ZM258 24H259V23H257V25H258ZM261 24H260L259 26H261ZM52 25H53V24H52ZM136 25H138V26H136ZM153 25H154V24H153ZM155 25H157V23H155ZM183 25H184V24H183ZM192 25H193V23H192ZM199 25H200V24H199ZM199 25L197 26V28L199 27ZM202 25H203V24H201V26H200L201 28H202ZM205 25H206V23H205ZM226 25H227V24H226ZM248 25H245V26H248ZM252 25H253V24H252ZM58 26H59V24H58ZM96 26H97V25H96ZM96 26L94 27V29H93V27H92L91 30L89 29L90 32H88V33H90V36H91L92 38H93V36H95V34L92 35L91 32H92L93 30H96ZM181 26H182V25H181ZM181 26H179V27L181 28ZM184 26H186V25H184ZM224 26H225V25H224ZM237 26H236V27H237ZM255 26H256V25H255ZM124 27H125V24H124ZM124 27H123V28H124ZM139 27H140L141 29H140ZM156 27H157V26H156ZM174 27H175V26H174ZM179 27L176 26V28H174V29H176V30H174V32H171L169 35H171L172 33L177 34V32H175V31H178V30H179V29H178ZM192 27H193V26H192ZM194 27H195V26H194ZM216 27H218V26H216ZM226 27H227V26H226ZM226 27H225V28H226ZM248 27H249V26H248ZM248 27H247V28H248ZM251 27L253 28V26H251ZM80 28H82V27H79V29H80ZM244 28H245V27H244ZM257 28H259V27H257ZM21 29H22V28H21ZM79 29H77V30H79ZM97 29H99V28H97ZM152 29H154V28H152ZM181 29H182V31H183V29H186V27L181 28ZM181 29H180L179 31H181ZM187 29H189V28L187 27ZM191 29H192V28H191ZM191 29H190V31L193 32ZM199 29H200V28H199ZM210 29H211V28H210ZM212 29L214 30L215 28H212ZM217 29H218V28H217ZM217 29H215V30H217ZM261 29H262V28H260V31L263 30V29H262V30H261ZM58 30H59V28H58ZM61 30H62V29H61ZM138 30H140V31H138ZM141 30H142V32H141ZM194 30H196V29H194ZM203 30H204V29L202 28V32H203ZM235 30H237V29H234V31H235ZM254 30H255V29H254ZM254 30H252V31H254ZM80 31H84V30H80ZM124 31H125V29L123 30V32H124ZM126 31H127V30H126ZM133 31H134V30H133ZM168 31H169V30H168ZM184 31H185V30H184ZM186 31H187V30H186ZM190 31L188 30V31H187V34H188ZM226 31H227V30H226ZM229 31H230V30H229ZM240 31H241V30H240ZM257 31H258V30H257ZM260 31L257 32L256 34L258 35V33H259V35H261L262 32L264 33V31H262V32H260ZM14 32H15V31H14ZM64 32H65V30H63V33H62V31H61V33H58V32H57L58 34H56L55 31H52V32H51V33H52V45H51V46H53V48H52V49H53V50H52V51H53L52 54H54L53 57L55 56L54 59L56 58L57 63H58V69H57V70H59V73H60V75L58 74L59 77H60V84H61V87H62V89H63V94H64V96H65V98H66L67 103H68V105L66 104V106H68V109H67L68 111H67V113H68V116L70 117V118H69V117H68V118L71 119V120L74 122V124H76V125H75V127H76L75 129H77L78 131L80 130V132H81V131L84 132V134L86 135L85 131L82 130V129L86 128V127H83V126L80 125V120L82 119L81 122L84 121V122L82 123V125H84V124L87 122V119L85 120L84 117L87 116L86 118L89 119L88 116H91V115H92V116H91L92 118L88 121V122L90 123V121L92 120V121H91V124H89V127H87V128H90V127H91L90 125L93 124L94 119H95V118L98 119V117L100 118V121L103 120L102 122H100L101 124H103V123H104V119H105L106 116L103 118V116H104V115H103V114H104L103 112H104V111L102 110V108H104V105H105L104 103L107 102V100H108V98H107V94H106V92H105L106 89H108V88L111 89V87H113V86H114V87H117L116 89H118V87L122 85L121 82L123 83V85L125 84V83L123 82L124 79H123V80L120 79L121 82L118 81V83L120 82L121 85H119V86L116 85V84H117V80L115 81V82H116V84H115L114 79L111 78L112 76H109V75H108V76H109L108 78H111V79H109V83H110L111 81H113L114 84H113L112 82H111L112 86H108V85L105 86V85L103 84V85H100V87L97 86L99 89H96V88H94V87H96V86L94 85V84H95L94 82H91V84L93 83L92 86H91L90 82L88 83V79H87L88 75H89L90 77H92V76H93L92 74L95 72L94 70H96V72H97V70H98L97 68L102 67L103 65L105 66V63H107L106 66H109V65L112 66V67H110V70L108 69V71H111V70H112L111 72H116V73H117V71H118L119 73L121 72V71H119V70H116L117 68L120 69V70H121V69L123 70V68H124L125 66H127V65H124V64L120 63L119 66L121 65L122 67H119V66L116 65L117 68H115V66L112 65L114 62L117 63L116 61H118V60H119V61H124V59H122V57H121V59L119 58V57H120L119 53H121V52H119V53L117 52V54L119 55L118 58H117L118 60L115 59V58H116V57H115L116 55L112 54V55L115 57V58H114L111 54L107 53V52H109V50H107L108 48H105V47H106V46H107V47L111 46V43H109L110 45L108 44V42L105 44V41H101V40H100V37H99L98 40H96V43H97V44L94 43V42H91V41H94L98 36H97V37L95 36V39H93V40H91V38H90V40H91L90 42H87L88 40L86 39V36L84 37V39H83V37H82V40H83L84 42L87 40V41H86V44H87V45L84 46L85 44H84V45H83L82 43L79 44V45H82V46H80V48L78 47V48L80 49V50H79V49L76 48V47H71V46H72L71 44H70V45H71V46H70L69 44H65L64 42H61V41H60L61 38H62V40H63V37H64V36H67ZM76 32H77V31H76ZM139 32L141 33V35H139V34H140ZM202 32H201V33H202ZM230 32H231V31H230ZM243 32H238V30H237L236 33H239V34H240V33H243ZM28 33H30L31 35H29ZM66 33H68V31H67ZM84 33H85V32H84ZM84 33H83V34H84ZM164 33H165V31H164ZM168 33H169V32H168ZM168 33H167V35H168ZM195 33H196V31H195ZM199 33H200V32H199ZM201 33H200V34H201ZM59 34H62V35L65 34V35L62 37V35L60 36ZM96 34H98V33L96 32ZM152 34H153V33H152ZM187 34H186V33H183L184 36H183V35L181 36V34H180V37H181V38L186 37ZM189 34H190V36L186 37L185 41L188 40V38H190L191 36H192V38H193L194 34H193V35H192V33H189ZM189 34H188V35H189ZM200 34H198V35H200ZM58 35H59L60 39H59ZM78 35H79V33H78ZM78 35H77V36H78ZM84 35H87V34H84ZM84 35H79V37L84 36ZM88 35H89V34H88ZM88 35H87V36H88ZM98 35H99V34H98ZM143 35H144V34H143ZM165 35H166V33H165ZM165 35H163L164 37L162 36L161 39L163 38V40H164L165 42H167L166 39L169 37V35H168L167 38H165ZM167 35H166V36H167ZM198 35H197V36H198ZM237 35H238V34H237ZM257 35H256V36H257ZM262 35H263V34H262ZM7 36H8V34H7ZM68 36H69V35H68ZM99 36H100V35H99ZM136 36H135V37H136ZM172 36H174V35H171V37H172ZM197 36L195 35V37H197ZM10 37H11V36H10ZM171 37H169V38H171ZM176 37H178L179 40H182V39H180L179 36H176ZM176 37L174 36V37H172V38H176ZM248 37H249V36H248ZM258 37H260V36H258ZM263 37H264V36H263ZM15 38H16V37H15ZM25 38H26V37H25ZM87 38H89V36H88ZM164 38H165V39H164ZM178 38H177V39H178ZM236 38H237V37H236ZM252 38H253V36H252ZM27 39H28V41H29V37H27ZM27 39H26V40H27ZM177 39H176V40H177ZM248 39H249V38H248ZM254 39H255V38H254ZM50 40H51V39H50ZM64 40H67L66 37H65ZM70 40H71V39H70ZM163 40H161V41H163ZM168 40H169V39H168ZM176 40H175V41H176ZM190 40L192 41L193 39H190ZM190 40H188L187 42H189ZM195 40H196V39H195ZM195 40H193L192 43H193ZM199 40H200V42L202 43V45H201L200 43H197V42H196L197 45L195 46L194 43H193V45L195 46L194 48H197V46H198V48L202 49V50H203V53H204L205 50L209 49V48L205 49V47H206L205 44H207V42H206V40L203 41V38L200 39V37H199ZM67 41H68V40H67ZM99 41H100V43L102 42V43H101L102 46H104L103 43L106 45V46L104 47V49L107 50V51L105 52V54L107 53V54L111 55V57L113 58V60L115 59L116 61H113V60L111 59V57L108 56V55H105V54H99V53H97V52L95 53V51H93V54H94V57H95V59H94V58H93V59L96 61L97 58H98V57H96V56L99 55L100 58H98V59H99V60L101 59V61H102V64H101V65H102V66L100 65L99 61H98L99 64L96 63L95 66L93 65L95 62H93V63L90 62V61H92L93 59H92L91 57L88 58V57L86 56L85 53L88 52V51H86V49H87V50H89V49H95L97 46H99V44H98ZM138 41H136V42H138ZM175 41H174V43H175ZM185 41H184V42H185ZM209 41H210V40H209ZM209 41H208V44H209ZM211 41H212V39H211ZM211 41H210V42H211ZM243 41H244V40H243ZM13 42H14V41H13ZM29 42H30V41H29ZM68 42H72V41H68ZM79 42H81V40H80ZM116 42H117V41H116ZM142 42H144V41H142ZM157 42H160V37L158 38V41H157ZM168 42H169V41H168ZM176 42H177V41H176ZM182 42H183V41H181V42L179 43V41H178V43H179V45H177V48H178V49L176 48V44H178V43H176V44H174V46H172V45H171L172 42H171V43H167V44H165L164 42H162L163 45L165 44L163 50L165 49L166 51H163V50H162L164 53H163L162 51L160 52L161 54L159 53V55L162 56V57H157V58H158V59L160 58V59H159L160 61H161V59H162V61H163V58H165V59L167 58V60L169 59V61H167V60H166V61H163V63L167 62V64H165L164 66H162V64H161L162 61H161V63H160V61H159L158 59H156V60H157V62H156V61L154 60V58H152V59H153V63H155V64L157 63L156 65H157L158 69H159V68H160V70L163 69V72H164L163 77H164V76H167V77L169 76V75H165V74L167 73V72H165L166 69H167V71H168L171 67H174V66L177 68V66H176V65H177L176 63H178L177 61H178V60L185 59L186 56H184L183 54L186 53V50H180V48H179V46H181V45H182V46H186L185 44L183 45ZM205 42H206V43H205ZM250 42H251V41H250ZM62 43H64L65 45H63ZM162 43L159 45V47H160V46L163 47ZM189 43H190V42H189ZM204 43H205V44H204ZM2 44H3V43H2ZM91 44H92V45H91ZM95 44H96L97 46H96ZM107 44H108V45H107ZM115 44H117V43H115ZM115 44H114V45H115ZM153 44H154V43H153ZM156 44H157V43H156ZM156 44H154L155 47H156ZM168 44L170 45V48L175 47V52H174V51L172 52V51H171L172 49H170V48H167V49H166V47L168 46ZM180 44H181V45H180ZM208 44H207V47H208ZM62 45L64 46V48H65V47H68V49L65 48V49H67V50H66L67 52L64 51V48L62 47ZM93 45H94V46H93ZM133 45H134V44H133ZM133 45H132V46H133ZM136 45H137V44H136ZM136 45H135V48H137ZM193 45H191V46L193 47ZM258 45H259V44H257V46H258ZM69 46H70V47H69ZM122 46H123V45H122ZM122 46H121V47H122ZM151 46H152V45H151ZM209 46H210V45H209ZM212 46H214V45H212ZM257 46H256V47H257ZM28 47H29V46H28ZM91 47H92V48H91ZM111 47L114 48L115 46H114V47L111 46ZM111 47H109V48H111ZM118 47H119V45H118ZM123 47H124V46H123ZM214 47H215V46H214ZM101 48H102V47H101ZM157 48H158V47H157ZM182 48H183V47H182ZM189 48H190V47H189ZM261 48H262V47H260V49H261ZM97 49H99V48L97 47ZM137 49H139V44H138V48H137ZM168 49H169V50H168ZM251 49H252L253 51L250 50V48H248L247 50L249 51V53H251L250 51H252V54H254V53H255V52H254L255 49H253V48H251ZM76 50H77V51H76ZM114 50H115V49H114ZM177 50H178V51H177ZM210 50L213 51V49H209V51H210ZM243 50H244V49H243ZM84 51H85V52H84ZM102 51H103V49H102ZM167 51H168V54H169V55H167L168 57H167L166 54H165ZM189 51H190V50H189ZM195 51H196V50H195ZM195 51H191V52H192V53H193V52L195 53ZM211 51H210V53H212ZM214 51H215V50H214ZM214 51H213V52H214ZM219 51H220V50H219ZM245 51H246V50H245ZM257 51H258V50H257ZM4 52H5V51H4ZM12 52H13V51H12ZM103 52H104V51H103ZM111 52H112V51H111ZM216 52H217V50H216ZM221 52H222V51H220V53H221ZM64 53H65V55H67L68 53H69L70 55L68 54V56L65 57V55L63 56ZM88 53H89V52H88ZM194 53H193V54H194ZM207 53H208V52H207ZM214 53H215V52H214ZM218 53H219V52H218ZM218 53H217V54H218ZM260 53H261V52H260ZM19 54H20V53H19ZM148 54H150L151 57L153 56V54H151V53H148ZM148 54H147V55H148ZM173 54H174V55H173ZM178 54H179L180 56H181V55H183V56H182V57H180V56H177V57H176L175 55H178ZM221 54H223V53H221ZM101 55H102V56H101ZM104 55H105V56H104ZM186 55H188V54H186ZM195 55H196V53H195ZM195 55H194V56H195ZM210 55H211V54H210ZM212 55H214V54H212ZM240 55H241V54H240V52H238V51H237V52H233V53H232L231 60H230V62H231L230 65H233V66L235 67V65H237L239 62H241V60H240L241 58H240V57H241L242 55H241V56H240ZM9 56H10V55H9ZM106 56L109 57V59H111V61H109V60H105V59H102V58H106V59H108ZM150 56H148V57H150ZM174 56H175V57H174ZM203 56H204V55H203ZM203 56H202V53H201L200 56H199V58H200L201 60H202V59L205 60L206 57H203ZM205 56H206V55H205ZM207 56H208V57H207V58H208L207 60L209 61V54H208ZM214 56H215V55H214ZM255 56H256V55H255ZM25 57H26V56H25ZM92 57H93V55H92ZM155 57H156V55H155ZM196 57H197V56H196ZM202 57H203V58H202ZM242 57H243V56H242ZM0 58H1V57H0ZM87 58H88L89 60H88ZM146 58H147V57H146ZM174 58H175V59H176V58L178 59V60L176 59L177 61L175 60V63H174V64H176V65H174V64L172 63V62L174 61V60H173ZM179 58H181V59H179ZM210 58H213V56L210 57ZM26 59H25V60H26ZM67 59H68V60H67ZM27 60H26V61H27ZM71 60H72V62H71ZM136 60H138V59H136ZM144 60H145V59H144ZM147 60H148V59H147ZM147 60H145V61H147ZM196 60H197V58H196ZM216 60H217V59H216ZM216 60H215V62H217ZM256 60H257V59H256ZM16 61H17V60H16ZM68 61L70 62V64L68 63ZM101 61H100V62H101ZM103 61H104V62H103ZM112 61H113V62H112ZM141 61H143V59H141L140 62H141ZM151 61H152V60H151ZM154 61H155V62H154ZM183 61L185 62L186 59L183 60ZM183 61H181V62H183ZM199 61H200V60H199ZM213 61H214V60H213ZM223 61H224V60H223ZM223 61H222V62H223ZM3 62H4V61H3ZM3 62H1V64H2ZM96 62H97V61H96ZM109 62H110V64H109ZM111 62H112V63H111ZM135 62H136V61H135ZM140 62H139V63H140ZM158 62H159V64H158ZM197 62H198V60H197ZM197 62L195 61V63H197ZM218 62H219V61H218ZM103 63H104V64H103ZM115 63H114V64H115ZM130 63H131V62H130ZM132 63H133V62H132ZM139 63H138V64H139ZM145 63H146V62H144L143 65H144ZM153 63H152V65H153V67L155 68L156 66H155V64H153ZM193 63H194V62H193ZM202 63H203V62H202ZM206 63H207V62H205V64H206ZM226 63H227V62H226ZM71 64H72V65H71ZM91 64H92V66H93L92 68H95L97 64H98L97 66H99V65H100V66H99V67H96V69H92V68H91ZM126 64H127V63H126ZM136 64H137V62H136ZM148 64H150V61H149ZM203 64H204V63H203ZM203 64L200 63L198 66H196V65L194 64V65H195L194 67H196V68L198 69V67H199L200 65L203 66ZM205 64H204V65H205ZM251 64H252V63H251ZM12 65H13V64H12ZM27 65H28V64H27ZM27 65H26V66H27ZM31 65H32V66H31ZM69 65H70V66H69ZM123 65H124V67H123ZM128 65H129V64H128ZM134 65H135V64H134ZM134 65L132 64V67H131V68L133 69V72H134V70H135V68H136ZM152 65H150V68H148V69H147V66L145 67V68L147 69V70H146V71H147V74H148V72H150L149 69H151V71H155V70H156L157 67H156L155 70H154V69L152 68ZM158 65H159V66H158ZM172 65H173V66H172ZM184 65H185V67H187L186 65H188V64H184ZM184 65L181 63V67H180V65H178L179 68H177V69H180V70L183 69ZM138 66H139V65H138ZM138 66H137V67H138ZM161 66H162V68H161ZM182 66H183V67H182ZM189 66H190L189 68L191 69V72H193L192 70H193L194 67H191L192 64L189 65ZM226 66H227V65H226ZM233 66H232V67H233ZM245 66H246V65H245ZM8 67H9V66H8ZM28 67H29V66H28ZM71 67H72V68H71ZM113 67H114V68H113ZM139 67H141V69H137V70H138V71L141 70L140 73H142V72L144 71L143 73H144L145 77L147 76V77L150 78V76H148L150 73H149L148 75H146V74H145L146 72H145V70L143 69V67H142V66H139ZM205 67H206V66H205ZM221 67H222V66H221ZM230 67H231V66H230ZM256 67H258V66H256ZM256 67H254V69H255ZM0 68H1V67H0ZM4 68H5V67H4ZM16 68H17V67H16ZM20 68H21V67H20ZM107 68H108V67H107ZM107 68H106V69H107ZM112 68L114 69V71H113ZM126 68H127V67H126ZM164 68H165V69H164ZM189 68H188L187 70L190 71ZM200 68H201V66H200ZM200 68L198 69L199 71H201ZM210 68H211V67H210ZM215 68H216V67H215ZM14 69H15V68H14ZM91 69H92L93 71H92ZM100 69H101V70H98L99 73H102L103 71H107V70H102V68H100ZM103 69H104V68H103ZM128 69H129V68H128ZM132 69L129 70L130 73L132 72V71H131ZM185 69H186V68H185ZM197 69H195V71H197ZM73 70H74L75 74L78 75V77H75V80L73 81V84H75L74 87L76 86V87H75V91L73 90V87H72L73 84H72V80H71V73H72ZM90 70L93 72V73L91 72L92 74H89V73H90ZM115 70H116V71H115ZM124 70H127V69H124ZM160 70H157V72H159V73H163V72L160 71ZM218 70H220V69H218ZM4 71H5V70H4ZM4 71H1L0 75H1V77H4V76H5L6 79H7V77H8L7 75H9V73H8V71H6V72H7V73H6L7 75H6V74L4 75V73H3ZM13 71H14V70H13ZM129 71H127V72H129ZM199 71H198V72H199ZM203 71H204V73H203ZM203 71H201V72H202L203 75H205V69H204ZM220 71H221V73H222L223 68H222ZM254 71H255V70H254ZM256 71H257V70H256ZM15 72H16V71H15ZM15 72H14V73H15ZM31 72H32V71H31ZM96 72H95V73H96ZM111 72H110V73H111ZM169 72H171V71L169 70ZM181 72H182V71H181ZM181 72H180V73H181ZM201 72H200V73H201ZM211 72L213 73V71H211ZM10 73H11V72H10ZM17 73H18V71H17ZM32 73H33V72H32ZM97 73H98V72H97ZM99 73H98V74H99ZM110 73H108V74H110ZM116 73H115V74H116ZM134 73H135V75H136V71H135ZM151 73H152V72H151ZM155 73H156V71H155ZM155 73H154V76H155V75H156V76L158 75V77H160L161 74H159V73L155 74ZM171 73H172V72H171ZM174 73H177V72L175 71ZM189 73H190V72H189ZM207 73H208V72H207ZM207 73H206V74H207ZM212 73H211V75H213ZM75 74H74V75H75ZM115 74L113 75V77H115V78H116V76L118 77L119 74H116V76H115ZM120 74H121V75L123 74L122 77H124V76H125V71H124V73L122 72V73H120ZM152 74H153V73H152ZM152 74H151V75H152ZM181 74H182V73H181ZM192 74H193V73H192ZM209 74H210V73H209ZM209 74H208V75H209ZM218 74H219V73H218ZM246 74H247V73H246ZM94 75H95V74H94ZM99 75H100V74H99ZM102 75H103V73H102ZM104 75L106 76V74H104ZM104 75H103V76H104ZM110 75H112V74H110ZM121 75H119V76H121ZM135 75H134V77H132L131 80H129V79H128V80H127V79L124 80V81L127 82V83H126L127 85L125 84V85H126V88H129L128 82H131L130 90H129V92H128L127 94L130 93L132 96H133V95L135 96L136 93H138L137 90L140 88L139 86H142V85L144 86V87L142 86L144 89H142V88H141V89L143 90V92H145V93H141V94H144L143 97H145V94H146V93L149 94V93H151L152 91H153L154 93L157 92V91H155V90H152L151 88H152V86H154V87L157 88V87L160 85V84H158V83H159V82H158V79H159L158 77H157V78H158L157 80H150L149 78H147V77L145 78V77L143 76L145 79L143 78L142 80H140V79L142 78V74L137 73V75H136V76H135ZM139 75H141V76H139ZM174 75H175V74H174ZM211 75H209V76H210L211 78H214V80H215L214 83H212L213 80L210 79V80H211V84H212V85H211V86H212V89L210 88L209 90H210V91H211V90L213 91V93H212L211 95L214 94V91H215V93H218V92H219V91L217 90V88H216L217 86H215V85H218V83H219V86H220V83L222 82V81H220V80H223V76L227 79V80H226V83H225V95H224V96H225L224 98H225V100H226L227 102L224 104V106L227 105L228 114L226 113V115H223V116H225L224 118H226V116H228V117H227V122H226V123L224 122L225 124H224L223 122H221L222 126H225V127L230 126V128H234V127H236V131L239 133V134H237V135H238L239 137H241V138H245V140H246V139L250 140V139L252 138V135H255V137H257V136H258V133H259L261 130L264 129V126H262L263 129L260 127L262 124L264 125V123H262L261 121L258 122L259 120L257 121V118H258V117L256 118L255 110H254V107H255L254 104H255V103H254V101L252 100L250 93L247 92V89H246V86H245L246 83L244 84V86H245L246 92L249 93V94H247V93H246V94H243V93H241V92L239 91V89H238L239 84H238V83H239L240 81L237 82V78L234 77V76H232V75H230V74L227 72V70H226V73H225V74L223 73V75H222V74H219V75L215 74V75H217V79H218V78H219V79L221 78L218 82H217V80L215 79L216 76L214 75L215 77H213V76H211ZM75 76H76V75H75ZM95 76L98 77V75H95ZM138 76H139V77H138ZM152 76H153V75H152ZM152 76H151V77H152ZM172 76H173V73H172ZM172 76H169V77L171 78V80H173V82H174L173 84H174V85L171 84L172 81H171V83L169 82L170 79L168 80L167 77H165L167 80H166V79H163V78H162V75H161V78L159 79V80H160V83H162V79H163V82L166 81L167 84H168L167 86H169V87H170V86L172 87V85L175 86V83H176V85H178V83L174 81V79H175L176 77H173V78H174V79H173ZM175 76H178V77L176 78L177 81H178L179 75H175ZM193 76H194V75H193ZM195 76H196V75H195ZM195 76H194V77H195ZM205 76H206V78H208L207 75H205ZM219 76H222V77H219ZM253 76H254V75H253ZM79 77H80V79H78ZM99 77H100V76H99ZM122 77H120V78H122ZM140 77H141V78H140ZM189 77H190V76H189ZM201 77H202V76H201ZM240 77H241V76H240ZM26 78H28V77H26ZM73 78H74V77H73ZM76 78H77L78 81L76 80ZM101 78H102V76L100 77V79H101ZM104 78H106V77H104ZM154 78H155V77H154ZM154 78H152V79H154ZM186 78H187V77H186ZM195 78H198V77H195ZM225 78H224V79H225ZM256 78H257V77H254V79H256ZM262 78H263V77H261L260 79L262 80ZM4 79H5V78H3V80H4ZM8 79H11V78H10V75H9V78H8ZM12 79H13V78H12ZM16 79H18V78H17V74H16ZM95 79H96L95 82H97L96 84H98V80H99V79H98V78H95ZM97 79H98V80H97ZM106 79H107V78H106ZM112 79H113V80H112ZM146 79H147V80H146ZM155 79H156V78H155ZM179 79H180V78H179ZM182 79H184V78H182ZM187 79H188V78H187ZM190 79H191V78H190ZM192 79H193V77H192ZM192 79H191V81H188V82H189V83H193V82H192ZM202 79H203V78H202ZM202 79H201V81H202ZM208 79H209V78H208ZM208 79H206V80L208 81ZM242 79H243V78H242ZM258 79H259V77L257 78V81H259ZM31 80H32V79H31ZM33 80H34V79H33ZM35 80H34V84L37 85V83H35V82H36ZM101 80H103V78H102ZM101 80H100V81H101ZM110 80H111V81H110ZM194 80H195V79H194ZM204 80H205V79H204ZM7 81H8V80H7ZM11 81H12V80H11ZM20 81H21V80H19V82H20ZM90 81H91V80H90ZM145 81H147V82H145ZM183 81H184V80H183ZM198 81H199V79H197V80L194 81V83H195L194 85L196 86V88H192V86H194L193 84H191L192 86H189V84H187V85H188L187 88H189V89H187L188 92H185V91L183 92V93L186 94V95H184V96L187 97V98H185V99H187V100H186V101H187V105L184 106L185 108L181 107V108H182V109H181V110H182L181 112L175 113L176 111H173V112L175 113V114H174V113H173V114H174V117L176 116L175 118H177L176 120H178V121H175V122H178L177 125H178L180 128H182V129H184V130L188 128L189 130H188V129H187V130L190 131V132H188L187 130H185V132L187 131L186 133H190V135L195 134V136H197L198 139H199V136H198L199 134H197V131L199 130L198 127H200V129L202 130V128H201L202 126H200V124H202V123H201V119H202V118H200L199 126H197L196 123H197V121H199V119L194 118V113H198V112H193V111H197V109H198L197 106L200 107V106H203V105H204V106H206V107L208 108V106H207L208 103H209V105H210V104H212V103L214 102V106H216V105L218 106V103H216V101H217L218 99L215 97V100H216V101H214V99H212L213 101H211V100H210L211 98H210V99H209V100H210L209 102H207V101L204 102L205 100H203V98H199V97L204 96L203 94H205V92H206V94H207V88H206V89H203V87L200 86V83H199V85L196 84V82L198 83ZM262 81H263V80H262ZM0 82H1V84L4 83V82L2 81L1 78H0ZM2 82H3V83H2ZM14 82H18V80H17V81H14ZM27 82L29 83L28 80H27ZM30 82H31V81H30ZM32 82H33V81H32ZM102 82H103V81H102ZM107 82H108V81H106V82L104 81L103 83L106 84ZM140 82H144V84H140ZM166 82L164 83V86H165ZM178 82H179V81H178ZM188 82H187V83H188ZM215 82H216L217 84H215ZM241 82H242V81H241ZM241 82H240V83H241ZM263 82H264V81H263ZM6 83H7V82H6ZM39 83H38V84H39ZM81 83H82V84H81ZM109 83H107V84H109ZM256 83H258V82H256ZM7 84H8L7 87L9 88V82H8ZM14 84H16V83H13L12 85H14ZM18 84H19V83H18ZM79 84H81V87L83 88V90H81L82 88L80 87ZM83 84H84L85 87L82 86ZM101 84H102V83H101ZM129 84H130V83H129ZM135 84H136V85H135ZM138 84H139V86H138ZM156 84H157V85H156ZM170 84H171V85H170ZM179 84H181V82H180ZM183 84H184V82H183ZM183 84H182V85H183ZM201 84H202V82H201ZM258 84L260 85V83H258ZM10 85H11V84H10ZM28 85H30V83H29ZM39 85H40V84H39ZM93 85H94V87H93ZM155 85H156V86H155ZM161 85H163V83H162ZM161 85L159 86V88L162 87ZM182 85H181V86H182ZM184 85H185V84H184ZM1 86H2V85H1ZM26 86H27V84H26ZM178 86H179V85H178ZM178 86H177V87H178ZM181 86H180V88H181ZM185 86H186V85H185ZM198 86H199V88H198ZM205 86H206V85H205ZM214 86H215V88H213ZM242 86H243V85H242ZM244 86H243V90H244ZM15 87H17V86H15ZM78 87H80V89H79ZM114 87L112 88V90H116ZM121 87H122V86H121ZM121 87H119L121 90L125 88L124 86H123L124 88H121ZM177 87H176V88H177ZM183 87H184V86H183ZM190 87H191V89H190ZM8 88H6V89H8ZM11 88H12V87L10 86L9 89L11 90ZM13 88H14V87H13ZM38 88H39V87H38ZM43 88H44L45 90H44ZM77 88H78V89H77ZM159 88H158L157 90L160 91L161 88H160V89H159ZM167 88H168V87L165 88L166 91L168 90ZM180 88H177V89H179V90H182V89H183V88H182V89H180ZM204 88H205V87H204ZM219 88H220V87H219ZM240 88H241V87H240ZM251 88H253V90H256L254 86H251ZM260 88H261V87H260ZM263 88H264V87H263ZM21 89H22V91L25 90V89H23L22 87H21ZM30 89H31V88H30ZM76 89H77V91H76ZM100 89H101V91H98V90H100ZM120 89H118V90H120ZM141 89H139V91H140ZM147 89H151V90L148 92ZM162 89H163V88H162ZM162 89H161V90H162ZM170 89H171V88H170ZM172 89L174 90V88H172ZM177 89H175L174 92H175ZM185 89H186V88H185ZM213 89H214V90H213ZM43 90L45 91V93L43 92ZM78 90H80V92H78ZM96 90H97L98 92H97ZM118 90H116V91H118ZM126 90H127V89H126ZM173 90H171V93H173L172 95H174ZM187 90H186V91H187ZM200 90H201V91L203 90L202 93L204 92L203 94L201 93L202 95H198V94H197V93L200 94ZM260 90L263 91V89H260ZM6 91H7V90H6ZM22 91H21V92H22ZM36 91H37V92H36ZM39 91H40V92H39ZM73 91H74L75 94H77V95H78V94H83L84 96H86L85 94H87V96H89L90 99H89V98L87 99V97H86V100H87V101L90 100V102L92 101L91 103H89V104H92V105H91V106H92V109L95 108V106H96V105H94L95 102H98V103H99L100 101L103 100V98H105V99L107 98L106 100H103L104 103L101 102L102 105H103L102 108L100 107L101 104L99 103V104H100V105H99L100 110L98 109V107L95 108V109H98V111H101V113H99L98 111H96V112H98V113H92V114L90 115L89 113H91V112L88 113V111H85V112L88 113V115H87V114H86V116L80 115V114L82 113V111L80 110L81 113H80V112L78 113V110H77V109H79V108H75L73 105L70 104V103H73V102L76 101V100H75L76 98H75L73 101H71V99H73V98H72V97H73V96H72ZM81 91H83L85 94H84L83 92H81ZM166 91H165V92H166ZM210 91H209V92H210ZM212 91H211V92H212ZM250 91H251V90H250ZM261 91H260V92H261ZM7 92H8V91H7ZM102 92H103V94H106V95L101 94ZM121 92H122V91H120V93H121ZM123 92H124V94H125V89H124ZM140 92H141V91H140ZM140 92H139V93H140ZM153 92H152L151 94H154ZM180 92H181V91H180ZM260 92H258V90H257V94H258V93L260 94ZM9 93H12V92L9 91ZM36 93H37V95H39V93H42L41 95H39V96L41 97V99L38 100V101H37V99H39L40 97L37 96ZM120 93H117L116 95H120V96H122ZM139 93H138V94H139ZM177 93H178V90H177V92H175V95H174L175 97H177V95H178V96L181 95V94H177ZM181 93H182V92H181ZM244 93H245V92H244ZM261 93H262V92H261ZM44 94H45V95H44ZM88 94H89V95H88ZM122 94H123V93H122ZM130 94H129V96H128V97H130V99H131V98L136 99V98L139 97V96L136 97V98H135V97H131ZM155 94H156V93H155ZM155 94H154V95H155ZM30 95H31L32 97H31ZM35 95H36V96H35ZM83 95H82V96H83ZM102 95H103L104 97H103ZM146 95H147V94H146ZM149 95H150V94H149ZM149 95H148V96H149ZM196 95H197V96H196ZM207 95H209V96H207V98L204 96L205 99H208V97H211L210 93H208ZM220 95H221V93H220ZM222 95H223V94H222ZM23 96H24V93H23ZM110 96H112V95H110ZM148 96H146V97H147L146 100H147V99L149 100L150 96H149V98H148ZM182 96H183V94H182ZM75 97H76V96H75ZM114 97H115V96H114ZM116 97H117V96H116ZM170 97H171V96H170ZM196 97H197V98H196ZM213 97H214V96H213ZM213 97H212V98H213ZM220 97H221V96H220ZM20 98H21V97H20ZM44 98H45V99H44ZM139 98H140V97H139ZM139 98H138V99H139ZM141 98H142V97H141ZM177 98H178V97H177ZM198 98L201 100V102H202L203 104L201 103V105H199V103H198L199 99H198ZM26 99L28 100V97H27V98L25 97V99H24V104H26V103H25V102H26V101H25ZM34 99H33V100H34ZM84 99H85V98H84ZM117 99H118V98H117ZM120 99H122V97H120ZM130 99L127 100V96H126V98L123 99V101H125V100H126L127 102H128V101H129V102H130V101H134V100H130ZM138 99H136V102H137ZM143 99H144V100H143ZM143 99H142V101H146L145 98H143ZM150 99H151V98H150ZM171 99H173V98H171ZM182 99H183V98H182ZM182 99H181V100H182ZM185 99H184V102H185ZM21 100H22V99H21ZM46 100H47V102H46ZM109 100H110V98H109ZM174 100H175V99H174ZM181 100H180V101H181ZM221 100H222L221 102H223V98H222V97H221ZM64 101H65V99H64ZM87 101L83 102V104H84V105L87 104ZM110 101H111V100H110ZM110 101H109V102H110ZM182 101H183V100H182ZM219 101H220V100H219ZM36 102H38V104H36ZM80 102H82V101H80ZM93 102H94V104H93ZM111 102H112V101H111ZM111 102H110V103H111ZM134 102H135V101H134ZM146 102H147V101H146ZM146 102H145V103H146ZM184 102H183V103H184ZM221 102H220V103H221ZM21 103H22V101H21ZM46 103H48L47 106H46ZM65 103H66V102H65ZM75 103H76V102H75ZM110 103H109V104H110ZM119 103H120V102H119ZM138 103H139V102H138ZM168 103H169V102H168ZM172 103H173V100H172ZM172 103H171V105H172ZM180 103H181V102H180ZM183 103H182V104H183ZM185 103H186V102H185ZM185 103H184L183 105H185ZM196 103H198L197 106H196ZM206 103H207V105H206ZM261 103H262V102H261ZM107 104H108V102H107ZM117 104H118V103H117ZM117 104H114V102H112V105H114L115 108L110 107L111 110H109V109L107 108L108 106H106L105 109H106V110L108 109L109 111H112V112L114 113ZM121 104H122V103H121ZM128 104H131V103H127L126 106H127ZM132 104H133V103H132ZM135 104H136V103H135ZM148 104H149V103H148ZM148 104H147V105H148ZM150 104H151V103H150ZM222 104H223V103H222ZM259 104H260V103H259ZM30 105H31V104H30ZM30 105H29V106H30ZM74 105H75V104H74ZM84 105H83V106H84ZM112 105H111V106H112ZM124 105H125V104H124ZM124 105H123V106H124ZM137 105H138V104H137ZM151 105H152V104H151ZM164 105H165V104H164ZM168 105H169V104H168ZM171 105H169V106L171 107ZM173 105H174V104H173ZM177 105H178V104H177ZM180 105H181V104H180ZM263 105H264V101H263ZM39 106H40V108H39ZM85 106H86V105H85ZM87 106H88V104H87ZM109 106H110V105H109ZM118 106H120V105H118ZM118 106H117V109H118ZM133 106H135V105H133ZM133 106H132V107H133ZM174 106H175V105H174ZM181 106H182V105H181ZM194 106H196V108H194ZM214 106H213V107H214ZM220 106H221V104H220ZM77 107H78V106H77ZM142 107H143V106H142ZM149 107H150V106H149ZM151 107H152V106H151ZM153 107H154V106H153ZM170 107H169V108H170ZM175 107H176V106H175ZM178 107H179V106H178ZM86 108H87V107H86ZM86 108L83 109V111H84V110H87ZM122 108H123V109H122V113L124 114L123 110H124L125 108H124V107H122ZM135 108H136V106H135ZM140 108H141V107H140ZM157 108H159V106H157ZM160 108H162L161 110H164L163 107H160ZM214 108H215V107H214ZM34 109H35V110H34ZM90 109H91V108H90ZM90 109H89V110H90ZM95 109H93V110H95ZM113 109H114V111H113ZM117 109H116V111H117ZM120 109H121V108H120ZM120 109H119V110H120ZM136 109H137V108H136ZM143 109H144V108H143ZM179 109H180V108H179ZM193 109H194V110H193ZM195 109H196V110H195ZM220 109H221V110L223 109V105L221 106ZM17 110H16V111H17ZM41 110H42V109H41ZM108 110H107V111H108ZM119 110H118V112H119ZM131 110H132V109H131ZM141 110H142V109H141ZM148 110H149V109H148ZM156 110H157V109H156ZM168 110H169V109H168ZM168 110H167V111H168ZM172 110H174V107H173ZM172 110H171L170 112H172ZM214 110H215V109H213V112H214ZM49 111H50L51 113H49ZM91 111H92V110H91ZM107 111H106V112H107ZM116 111H115V112H116ZM126 111H128V113L131 114V111H129V110L126 109V110H125V113H127ZM150 111H152V110L150 109ZM150 111H149V112H150ZM200 111H201V110H200ZM210 111H211V110H210ZM94 112H95V111H94ZM120 112H121V111H120ZM136 112H137V111H136ZM136 112H135V113H136ZM144 112H147V111L144 110ZM149 112H148V113H149ZM155 112H157V111H155ZM28 113H29V114H28ZM109 113H111V112H109ZM158 113H159V111H158ZM164 113H165V112H164ZM93 114H94V115H93ZM96 114H100V115L102 114V115H101L102 117H101L100 115L98 116V115H96ZM107 114H108V112L106 113V115H107ZM144 114H145V113H144ZM151 114H152V112H151ZM155 114H156V113H155ZM224 114H225V113H224ZM31 115H32V116H31ZM95 115H96V117H94ZM111 115H112V113L110 114V116H111ZM141 115L143 116V114H141ZM145 115H146V114H145ZM149 115H150V113H149ZM152 115H153V114H152ZM159 115H160V114H159ZM159 115H158V116H159ZM212 115H213V114H212ZM241 115L244 116L246 120H244V121H240L238 117L241 116ZM259 115H260V114H257V116H259ZM28 116H29V117H32L33 119H32L31 121H29V117H28ZM97 116H98V117H97ZM107 116H108V115H107ZM123 116H124V115H123ZM125 116H126V115H125ZM132 116H133V118H135V117H134V114H133ZM162 116L164 117V115H162ZM196 116H197V115H195V117H196ZM203 116H204V114H203ZM44 117H45V116H44ZM81 117H82V118H81ZM108 117H109V116H108ZM143 117H144V116H143ZM146 117H148V115H146ZM170 117H171V116H170ZM205 117H206V116H204V118H205ZM244 117H242V118H244ZM26 118H28V121H29V122H27ZM40 118H41V120H40ZM106 118H107V117H106ZM109 118H110V117H109ZM125 118H126V117H125ZM136 118H137V117H136ZM151 118H152V117H151ZM166 118H167V117H166ZM172 118H173V116H172ZM172 118H171V119H172ZM175 118H174V119H175ZM204 118H203V119H204ZM255 118H256V119H255ZM45 119H46V118H45ZM101 119H102V120H101ZM107 119H108V118H107ZM110 119H111V118H110ZM113 119H115V118L113 117ZM113 119H112V120H113ZM123 119H124V118H123ZM127 119H128V118H127ZM149 119H150V118H148V120H149ZM161 119H162V118H161ZM194 119H196V121H195ZM205 119H206V118H205ZM207 119H209V118H207ZM240 119H241V118H240ZM112 120H111V121H112ZM128 120H129V119H128ZM145 120H146V119H145ZM148 120H147V121H148ZM150 120H151V119H150ZM150 120H149V121H150ZM180 120H181V121H180ZM223 120H224V119H223ZM255 120H256L257 122H256ZM260 120H261V119H260ZM42 121L45 122V120H42ZM85 121H86V122H85ZM130 121H131V120H130ZM138 121H143V119H141V120L139 119ZM166 121H167V119H166ZM166 121H164V122H166ZM172 121H174V120L172 119ZM205 121H206V122H204V123L206 124V123H207V120H205ZM44 122H43V123H44ZM46 122H45V123H46ZM95 122H96V123H95L96 125L99 124L98 120H96ZM179 122H181V125H182V123H184L183 126H180V125H179V124H180ZM255 122H256V124H255ZM32 123H31V124H32ZM47 123H46V124H47ZM97 123H98V124H97ZM107 123L110 125V128H113L112 125L109 123L108 120H107ZM111 123H112V122H111ZM119 123H120V122H119ZM124 123H125V122H124ZM127 123H128V122H127ZM127 123H126V124H127ZM130 123H131V122H130ZM143 123H144V122H143ZM143 123L141 124V122H140L139 124H141V126H142ZM168 123H170V122H168ZM204 123H203L202 125H204ZM258 123H259L260 125H258ZM37 124H35V126H36ZM105 124H106V119H105ZM128 124H129V123H128ZM132 124H133V122L131 123V125H132ZM137 124H138V123H136V125H135V126H137L136 128H138V125H139V124H138V125H137ZM155 124H156V123H155ZM195 124H196V126H195ZM221 124H220V125H221ZM227 124H228V126H226ZM230 124H231L233 127H231ZM40 125H41V124L39 123V126H40ZM86 125H88V123H87ZM93 125H94V124H93ZM93 125H92V126H93ZM103 125H104V124H103ZM106 125H107V124H106ZM106 125H105V126H101L100 128H99V126H98V127H96V128L99 130V132H102V131L105 132V131H106L105 133H108L107 130L104 131V127H105V129H106ZM109 125H107L108 128H109ZM117 125H120V124H117ZM131 125L129 124L130 127H129L128 125H127V126H128L129 128H131ZM175 125H176V123H175ZM185 125H186V128L184 127ZM255 125H256L257 127H259V128H257ZM27 126H29V125H27ZM32 126H33V125H32ZM41 126H42L41 129H37V127H36V129H37L38 131L43 130V125H41ZM41 126H40V127H41ZM113 126H115V125H113ZM123 126H126V125L124 124ZM127 126H126V128H127ZM132 126H133V125H132ZM141 126H139V127H141ZM148 126H149V125H148ZM204 126H205L206 130H208L207 132H211V130L213 129V127H212V129L210 128V131H209V127L207 126V127H208V128H207L206 125H204ZM204 126H203V127H204ZM222 126H221V129H220V130H222L223 128H225V127H222ZM47 127H48V126H47ZM144 127L146 128L145 125H144ZM194 127H195V129H194ZM196 127H197V128H196ZM34 128H35V127H34ZM96 128H95V129H96ZM101 128H102V130H101ZM114 128L117 129V127H114ZM124 128H125V127H124ZM124 128H123V132H124V133H125V131L129 132V131L131 130V129H130V130H128V129L126 130V128H125V129H124ZM141 128H142V127H141ZM147 128H148V127H147ZM160 128H161V127H160ZM228 128H229V127H228ZM228 128H225V129H228ZM36 129H35V130H36ZM116 129H114L115 132H116V135L114 136V138H112V137L110 136L112 139H115L116 136L118 137L117 134H120V131H119V133H117L118 131H116ZM190 129H192V131H191ZM196 129H197V130H196ZM216 129L219 130V128H214V129H213V133H212V132H211V133L214 134V133H215L214 130H216ZM225 129H224V133L226 132ZM37 130H36V131H37ZM86 130H87V129H86ZM89 130H90V129H89ZM98 130H97V131H98ZM109 130H110V129H109ZM121 130H122V129H121ZM139 130H140V129H139ZM143 130H144V129H143ZM184 130H183V131H184ZM195 130H196V131H195ZM201 130L198 131V133H200V132L202 133L203 131H201ZM206 130H205L204 134L206 133ZM218 130H216V131H218ZM231 130H233V129H231ZM231 130L229 129V130L226 132V134H229V135H230V134L232 133L231 135H233V136H232V138H233V142H230V141H229V143L232 144V143H235V141H234V135H236V133L233 134V131L230 132ZM234 130H235V129H234ZM25 131H26V132H25ZM27 131H28L27 128H24V133H25V135H27L28 133H29V134H28L29 136L32 135V134H30V132H27ZM47 131H46V132H47ZM112 131H113V130L111 129V132H112ZM153 131H154V130H153ZM156 131H157V130H156ZM193 131H194V132H193ZM111 132L108 133V135H110V134L112 135ZM127 132H126V133H127ZM134 132H135V130H134ZM134 132L131 130L130 135H131V134H135V136H136V133H137V132H136V133H134ZM138 132L140 133L141 131H138ZM222 132H223V131H222ZM39 133H40V132H39ZM113 133H114V131H113ZM121 133H122V131H121ZM124 133H122V134H124ZM142 133H143V131H142ZM220 133H221V132H220ZM224 133H222V134H224ZM82 134H83V133H82ZM92 134H93V132H92ZM97 134H98V132H97ZM99 134H100V133H99ZM99 134H98L97 136L100 137ZM114 134H115V133H114ZM114 134H113V135H114ZM127 134H128V133H127ZM150 134H151V133H150ZM196 134H197V135H196ZM204 134L202 133V136H204V138H205V139H204V142H205V140L208 138V137L206 138L205 135H208V134H205V135H204ZM263 134H264V133H261V134L259 135V137L262 136ZM39 135H40V134H39ZM46 135H47V133H46ZM46 135H45V136H46ZM78 135H81V134H78ZM87 135L89 136L90 134L88 133ZM104 135H106V134H104ZM124 135H125V134H124ZM130 135L128 134L129 139H131V138H130ZM22 136H23V135H21L20 137H22ZM29 136H27V137H29ZM43 136H44V135H43ZM135 136H134V137H135ZM137 136H138V134H137ZM151 136H152V135H151ZM153 136H155V135H153ZM202 136H201V137H202ZM214 136H215V135H213V137H214ZM246 136H247V137H246ZM48 137H47V138H48ZM80 137H81V136H80ZM92 137H93V135H92ZM101 137H102L104 140H106V139L104 138L105 136H104V137L101 136ZM101 137H100V140L102 139ZM119 137H121V134H120ZM119 137H118V138H119ZM122 137H125V136L122 135ZM138 137H139V136H138ZM156 137H157V136H156ZM201 137H200V138H201ZM209 137H210V139H211V136H209ZM225 137H226V135L223 136V138H221L222 140H221L220 142L225 141V139H226ZM235 137H236V136H235ZM29 138H30V137H29ZM29 138L26 139V138L24 137V143H25V144H24V147L21 146V143H20V145H19V147L24 148V153H28V150H29V151H32V149L30 150L28 146H29V144L31 145L34 141L31 142V141H32V140H31V141H30L31 143H29V142L27 141V140H29ZM89 138L91 139V135H90ZM106 138H107V137H106ZM108 138H109V137H108ZM127 138H128V137H127ZM127 138H126V139H127ZM151 138H152V137H151ZM151 138H150V139H151ZM195 138H196V137H195ZM202 138H203V137H202ZM241 138H235V139H237L238 142H239V140L241 141V142H239V143H240V144L242 143V145H240L237 141H236V143H238L237 145H239V146H241L242 148H244V152H246L245 150H247L248 147L253 148V147H254L253 144H255L256 142H258V143H256V144H259L258 147L261 145L262 142H264V139H263L264 136H262V139H261V137H260V138H259V141L253 139L254 141L251 140V141L249 142V143H251V145L253 146V147H251V145H250L249 143H247L248 141H244V139L242 140ZM249 138H250V139H249ZM20 139L22 140V138H20ZM79 139H80V138H79ZM85 139H87V137H85ZM95 139H96V138H95ZM98 139H99V138H98ZM109 139H110V138H109ZM210 139H209V140H210ZM212 139H213V138H212ZM48 140H49V139H48ZM48 140L45 139L44 141L49 142ZM87 140H88V141H86V142H87V145H88V143L90 144V146L88 145V147H90V148L92 149L91 145L93 144V142H91V141H92L93 139L90 140V141H89V139H87ZM104 140L98 141V144H99V143H103L104 145L107 144L106 146H108V143H109V142L106 143V142H104ZM116 140H117V139H116ZM190 140H191V139H190ZM190 140H189V141H190ZM214 140H215V139H214ZM230 140H231V139H230ZM261 140H263V141H261ZM26 141H27L29 144H28ZM44 141H43V142H44ZM79 141H82V140H79ZM102 141H103V142H102ZM118 141H119V140H118ZM125 141H126V140H125ZM127 141H128V140H127ZM147 141H148V140H147ZM157 141H158V140H157ZM183 141H185V140H183ZM206 141H207V140H206ZM243 141H244V146H247V148L243 146ZM119 142H120V141H119ZM122 142H123V141H121L120 144H122V146H123L125 143H124V142L122 143ZM134 142H135V141H134ZM137 142H138V140H137ZM151 142H152V141H151ZM151 142H150V143H151ZM193 142H194V141H193ZM252 142H253V143H252ZM259 142H260V143H259ZM34 143H35V142H34ZM41 143H42V142H41ZM91 143H92V144H91ZM135 143H136V142H135ZM141 143H142V146H143V142H141ZM141 143H140V144H141ZM148 143H149V141H148ZM156 143H157V142H156ZM156 143H154V145H155ZM168 143H169V142H168ZM183 143H184V142H183ZM183 143H182V144H183ZM208 143L210 144V142H208ZM212 143H213V141L211 142V144H212ZM223 143H227V144H228V142H223ZM26 144H27V145H26ZM42 144H43V143H42ZM80 144H81V143H80ZM118 144H119V143L117 142V145H116V144L113 145V146H114L113 148H115V146H116V147L119 146V147L121 148V150L124 149L123 147H121V146L118 145ZM137 144H138V143H137ZM137 144H136V146H137ZM204 144H205V143H204ZM217 144H218V143H217ZM227 144H223V145L226 146ZM231 144H228V146L231 147ZM246 144H248V145H246ZM262 144H263V143H262ZM32 145H33V144H32ZM43 145H44V144H43ZM43 145H42V146H43ZM96 145H97V144H96ZM132 145H133V143H132ZM147 145H148V144H147ZM157 145H158V143H157ZM159 145H160V144H159ZM212 145H213V144H212ZM218 145L221 146L220 144H218ZM218 145H217V146H218ZM223 145H222V146H223ZM14 146H15V145H14ZM106 146H104V147H105L106 149H108V147H106ZM124 146H125V150H126V149L129 148L130 144H125ZM133 146H134V145H133ZM142 146H141V147L138 146V147H140L142 150H144V149L142 148ZM164 146H166V145H165L164 142H163V148H165V149L168 148V147L166 148V147H164ZM183 146H184V145H183ZM203 146L205 147V145H203ZM232 146H233V145H232ZM235 146H236V145L234 144L233 147H235ZM47 147H48V146H47ZM81 147H84V148L86 149L87 146L84 144V145H82ZM97 147H98V150H99V151L97 150V151H98L97 153H101V154H97V153H96V150L92 149V150L94 151L93 153H95V154H96L95 156H96L97 158H99V159H97V161H98V160H102L103 158L105 159V157L108 158V159H107V158H106V159H107V161H108L107 163H109V165H106L107 163H106V161H105L104 159H103V160H104L106 166L104 167V165H102L104 168H106V170H107L108 173L111 172L110 169L112 168V165L114 166V164H116V166H114V167H117L118 169L121 168V167H122V168L125 167V164H121V161L124 160V159H122V156L119 157V158H121L122 160L120 159L121 161H120L119 163L116 162L117 159H116L115 156H117V155L120 154V148H119V147H118V149H117V152H119V153H118L117 155H115V156H114V155H110V156H109L110 158L108 157V154L110 153V150H111V149H108V151H109V152H108L106 149H103L104 147H102L101 145H100V146H97ZM101 147H102V149H101ZM111 147H112V145H111ZM111 147H109V148H111ZM130 147H132V146H130ZM138 147H137V148H138ZM193 147H194V146H193ZM233 147H231V149H229V148L226 146L225 148H228L229 151H230V150H234V151H235L236 148H235V149H232ZM236 147H237V149H238V148L240 149V147H238V146H236ZM258 147H257V148H258ZM26 148H27V150H26ZM40 148H41V147H40ZM134 148H135V147H134ZM137 148L133 149V150H132V153H133L134 150L137 151V150H138ZM144 148H145V147H144ZM146 148H150V147H149V146H148V147L146 146ZM146 148H145V149H146ZM151 148H153L152 145H151ZM159 148H160V147H159ZM159 148H157V149H159ZM161 148H162V146H161ZM182 148H183V147H182ZM182 148H180V149H182ZM208 148H210V146H209ZM220 148H221V147H220ZM223 148H224V147H223ZM223 148H222V149H223ZM225 148H224V149H225ZM250 148H249V149H250ZM259 148H260V147H259ZM15 149H16V150H20V149L18 148V146H17V147H14V150H13V151H15ZM85 149H84V153L86 152ZM100 149H101L102 152L100 151ZM131 149H132V148H130L129 150H131ZM136 149H137V150H136ZM141 149H140V150H141ZM154 149H156V148L154 147L152 150H150V152L153 151ZM183 149H184V148H183ZM183 149H182V150H183ZM239 149H238V150H239ZM86 150H87V149H86ZM88 150H89V149H88ZM104 150H106V152H105ZM115 150H116V149H115ZM125 150H124V151H125ZM148 150H149V149H148ZM148 150H146V151L148 152ZM162 150H163V149H162ZM241 150H242V149H241ZM261 150H262V149H261ZM8 151H11V150H8ZM13 151H12V152H13ZM46 151H47V150H46ZM103 151H104V153H107V152H108V153H107V154H104ZM146 151H145V152H146ZM236 151H237V150H236ZM242 151H243V150H242ZM38 152H39V151H38ZM38 152H36V153H37V156H38L39 158H40V156H41L42 154L45 155V153H47V152H45V151H44L45 153H42V154H40V153H38ZM48 152H49V151H48ZM88 152H89V151H88ZM117 152L115 151L114 154L117 153ZM121 152H122V151H121ZM150 152H149V154H150ZM156 152H157V150H156ZM156 152L154 151V153L152 154V156H153ZM159 152H161V151L158 150V152H157L158 155H159ZM164 152H165V151H163V153H164ZM167 152H168V149H167ZM212 152H213V151H212ZM227 152H228V151H226V153H227ZM230 152H231V151H230ZM230 152H228V153L230 154ZM237 152H238V151H237ZM256 152H257V151H256ZM260 152H261V151H260ZM13 153H14V152H13ZM15 153L17 154L18 151L15 152ZM84 153H83V154H84ZM90 153H92V152H90ZM93 153H92V154H93ZM102 153H103L104 155H103ZM126 153H127V152H126ZM130 153H131V152H128V153H127L128 156L131 155ZM135 153H136V152H134V154H135ZM165 153H166V152H165ZM210 153H211V152H210ZM232 153H233V152H232ZM261 153H262V152H261ZM261 153H258V154H260V156H259L258 154H257V155H258L259 157H261V156H262ZM263 153H264V152H263ZM28 154H29V153H28ZM30 154H31V153H30ZM30 154H29L28 158H29L32 162L34 161L35 165H36L37 168H38V172H37L38 174H37V177H36V179H35V183H36L35 188H36V186H37V187L39 186V188H40V192H41V194H39V196L42 195V196H41L42 198H45V197H47V196H50V199H53V198L51 197L50 183H49L48 180H47V168H49V166L47 167L44 163H42V162L40 161L41 159H44V158H41L40 160H38V158H37L36 156H34V155H30ZM38 154H39V155H38ZM110 154H113V153H110ZM123 154H125V153H123ZM123 154H122V155H123ZM157 154H155L154 156H156ZM184 154H185V153H184ZM184 154H183V155H184ZM187 154H188V153H187ZM238 154H239V153H238ZM242 154L244 155V153H242ZM48 155H49V154H48ZM86 155H87V152L84 154V157H86ZM100 155H101L102 157H101ZM105 155H106V156H105ZM147 155H148V154H147ZM166 155H167V154H166ZM168 155H169V154H168ZM170 155H171V154H170ZM173 155H174V154H173ZM188 155H189V154H188ZM257 155H256L257 160H258L259 162H262L264 159H262V158H261V159L258 158ZM46 156H47V155H46ZM49 156H50V155H49ZM56 156H57V155H56ZM89 156H90V155H89ZM98 156H100V157H98ZM112 156H114V157H112ZM128 156H126V154H125V156H123V157H126V158H127V159H125V160H127V162H125V163H131V159L133 158V157H132L133 155H131V157H130L131 159H130V160H129ZM148 156H149V155H148ZM196 156H197V155H196ZM209 156H210V155H209ZM223 156H226V155H223ZM223 156H221V157H223ZM233 156H235V155L233 154ZM240 156H241V155H240ZM263 156H264V155H263ZM35 157H36V158H35ZM53 157H54V156H53ZM162 157H163V156H162ZM171 157L173 158V156H171ZM177 157H178V156H177ZM189 157H193V155H192V156H189ZM201 157H202V158H204V157L207 158L206 154H205V156H204V155H201ZM201 157H200V156L198 157V158H199V159H198V160H199V163L197 162V166H201V164L203 165V162H204V161H206L205 164H208L207 162H210V161H207L208 159H206V160H202ZM231 157H232V156H231ZM236 157H237V156H236ZM238 157H239V155H238ZM17 158H18V157H15V159L12 158V161H13V160H14L15 162L17 161V163L19 164V161H21V160H20V158H19V159H17ZM24 158H25L24 160L26 161V163H24V165H25V164H27V160H26L27 157L24 156ZM33 158H35V159H33ZM45 158H46V157H45ZM57 158H58V157H57ZM112 158H114L116 161H115V162H112V161L114 160V159H112ZM154 158H155V157H154ZM166 158H167V157H166ZM169 158H170V157H169ZM169 158H167V159H169ZM175 158H176V157H175ZM184 158H185V160H184ZM187 158H188V157H187ZM223 158H224L225 161H226V160L228 161V159H229V157H227V156H226V159H225V157H223ZM227 158H228V159H227ZM29 159H28V160H29ZM46 159H47V158H46ZM87 159H88V158H87ZM141 159H142V158H141ZM141 159H140V160H141ZM146 159H147V158H146ZM156 159H157V158H156ZM161 159H162V158H161ZM167 159H166V160H167ZM176 159H177V158H176ZM218 159H219V157H218ZM218 159H217V160H218ZM220 159H221V158H220ZM238 159H240V158H237V159H235V160H229L228 164L226 163L225 166H223V169H222L223 172H224V170L227 169V167H228L229 178H231V179H230V182L234 180V179L232 178L233 175H237L236 178L234 177L235 179H237V177L239 176V175L237 174V172L239 173V172H241V171H243V170H245V171L247 170V168H246L247 165H246V164L243 163V164L245 165V168H244V166H243V167L240 166L241 162H243L244 160L241 159V162H239ZM243 159H244V158H243ZM30 160H29V161H30ZM85 160H86V159H85ZM103 160H102V161H103ZM111 160H112V161H111ZM133 160H134V159H132V162L135 161V160H134V161H133ZM144 160H145V159H144ZM144 160H143V161H144ZM182 160H183V161H182ZM182 160H181L182 162H179V163H183V162L186 163V154H185V157H182ZM200 160H202L203 162H200ZM214 160L216 161L215 158H214ZM214 160H213V161H214ZM255 160H256V159H255ZM255 160H254V162H255ZM25 161H24V162H25ZM47 161H48V159H47ZM93 161H96V160H93ZM110 161H111L112 163H111ZM118 161H119V160H118ZM128 161H130V162H128ZM149 161H150V160H149ZM151 161H152V160H151ZM167 161H168V160H167ZM170 161H171V159H170ZM170 161H169V162H170ZM173 161H174V160H173ZM178 161H179V159H177V162H178ZM48 162H49V161H48ZM52 162H53V161H52ZM123 162H124V161H123ZM123 162H122V163H123ZM144 162H145V161H144ZM144 162H143V164H144ZM157 162H158V161H157ZM164 162H165V161H164ZM169 162H168V163H169ZM50 163H51V162H50ZM98 163H99V162H98ZM98 163L96 162V164H98ZM113 163H114V164H113ZM153 163H154V162H153ZM160 163H161V162H160ZM162 163H163V162H162ZM168 163H167V165L170 164V163H169V164H168ZM217 163H219V160L216 161V162H214V164L211 162V164H213V165H214L215 167H217V168H215L214 166H213V168H211V167H210L211 164H210L209 166H207V168H204V169H203V167L201 166V167H202V170L204 171L205 169H208V168L210 167L211 170H212V169H215L214 172H216V173H217L218 171H222V170H219V169H218V165H217ZM224 163H225V162H224ZM245 163H247V162L245 161ZM262 163H263V162H262ZM20 164H21V163H20ZM111 164H112V165H111ZM117 164H118L119 166H118ZM132 164H133V163H131L129 166H130V167H133L134 164H133V165H132ZM145 164L147 165V162H145ZM145 164H144V166H143L144 168L142 167V169H143L142 171H144V169H145V167H146ZM149 164H150V163H149ZM165 164H166V163H165ZM173 164H174V163H173ZM176 164H177V163H176ZM247 164H250V163H247ZM251 164H253V162H252ZM55 165H56V164H55ZM59 165H60V164H59ZM131 165H132V166H131ZM135 165H136V164H135ZM141 165H142V164H141ZM141 165H139V166H141ZM153 165H156V164H153ZM167 165H166V166H167ZM170 165H171V167H172V164H170ZM178 165H179V164H178ZM263 165H264V164H263ZM51 166H52V165H51ZM56 166H57V165H56ZM102 166H101V167H102ZM174 166H175V165H174ZM197 166L195 165L194 168L197 167ZM204 166L206 167V165H204ZM114 167H113V168H114ZM127 167H128V165H127ZM156 167H158V166H156ZM167 167H169V166H167ZM185 167H186V165H185ZM185 167H183V169H184ZM201 167H200V168H201ZM225 167H226V168H225ZM248 167H249V166H248ZM98 168H99V166H98ZM117 168H114V169H117ZM122 168H121V169H122ZM200 168L198 167L197 170L199 171ZM242 168H243V170H242ZM249 168H250V167H249ZM252 168H253V167H252ZM49 169H51V168H49ZM58 169H59V168H58ZM64 169H65V168H64ZM108 169H109V170H108ZM121 169L118 170V171H119L118 175H117V173H116L115 175H113V176L111 177V179L113 180L114 184H115L116 182L118 183V184L114 185L115 187L118 186V185H119L118 187H121V185L119 184L120 181H121V183H122L123 180L125 181V180L128 179V178L130 179L129 176H128V178H127L126 174H127V173H131V172H128V170H127V171L124 170V169H126V168H124L123 170L126 172V174L123 175V172H124V171H121L122 174H120V170H121ZM128 169H129V170H132V168H131V169L128 168ZM135 169L137 170V168H135ZM138 169H139V168H138ZM158 169H159V168H158ZM163 169H164V168H163ZM183 169H182V170H183ZM216 169H217V171H216ZM250 169H251V168H250ZM30 170H31V168H29V171H30ZM62 170H63V168H62ZM133 170H134V169H133ZM133 170H132V171H133ZM153 170H154V169H153ZM155 170H156V169H155ZM159 170H160V169H159ZM167 170H168V169H167ZM195 170H196V168L194 169V171H195ZM202 170L199 171V172H200L199 174H197L198 171H195L196 174H197L198 176H200V178H197V175L195 176V172H194V171H193L194 173H191V172H192L191 170H190L191 172H189V171L187 172V170H185L184 173H183V171H182V173H179V172H181V170H180V171H178V173L176 172L175 174H172V172H171L170 174H172V175H170L169 177H168V174H169V173L167 174V172H168L169 170H168V171L163 170L164 173H165V175L167 174V175H166V176L168 177V178L166 177L167 179L164 177V175H163V177H161L160 174L162 173V171L160 170L161 173H158L159 175L157 174V176H160L159 179L161 180V184L159 183L160 180L157 179L158 177H156V181H155V179H154V178H155V175H152V176L154 177V178H153V177H151L150 174H149L148 177H150V178H148V179H151V180L148 181V182L154 184V185L152 186L153 189H151V188H147V189H148V192H146L147 190H146V191H145V190H142V193L146 192L147 194L150 193L148 196H150V195H151V196H152V195L155 196L154 194H156V192L159 191V190H158L159 187H162V189H161V188H160V189H161V190H164L163 193H165V194L168 193L167 195H169V196L167 197V196L164 194V195H163V198H162V194H163V193L160 195V194H159L160 191H159L157 194H158V196L160 195V198H161V199H160L157 195H156V198H153V199L156 200L157 198H159L160 201H162L163 199H165V200H164L165 203H164V201H162L161 204H160V201L157 199V201L159 202V205H157L158 202L155 203L156 201H154L155 206H153V205H154V203H153V201H152L153 199H152V200H150V198H148V200L145 199V202H143V201H144V199H143V201H142L141 203H143V205H146V206H147V203H146V202H149V200H150V202H149L150 205L147 206V207H150V209H147V208H146V209H145V208L141 209V206H142V205H141V203H140L141 206H140V208H138L139 211H140V213L147 211L148 213H150V215H152V216L154 215L153 217L150 216L152 219H153V218H156L157 216H158L157 219H160V218H159L160 216H161V218H163V217H168V219H166V218L162 219L163 222H164L165 219H166L167 221H165V222H168V224L171 223V222H169V221L175 222V221L177 220V223H178V224H177V223L172 224V225H176V226H177V227H174V228H177L176 230L174 229L175 232L178 231L179 227L181 228V227L185 226V225H183V222H184V221H187L186 219L189 218V219H192V220L194 221V219H193L194 216H195V219H196V216H197V218H198V216L200 215V213H202V212H200V211H201L203 208H205V206H203V205H205V203H206V206H207L206 208H208V205H210V203H209V202L207 203V202H206V201H207L206 199H207L208 196H211V194H209V193H211V192H215V190L213 191L212 189H214V188L216 189V188H217V187H214V186L216 185V184L214 183L215 180L211 179V182L208 183V180H209L208 178H209L210 176L207 178L208 180L201 179V178H202L201 176H202L203 174L206 175L205 173H207V174L211 173V174L214 175V176H215L216 173H213V170H212V172H210L211 170H209V172H208V170H206V172H205V171L203 172ZM240 170H241V171H240ZM256 170H257V169H256ZM258 170L261 171V174L263 173L262 175H263V178H264V168L259 167ZM113 171H114V170H113ZM113 171H112V173H113ZM115 171L118 172L117 170H115ZM115 171H114V173H115ZM140 171H141V169H140ZM142 171H141V172H142ZM148 171H149V170H148ZM165 171H166V172H165ZM172 171H173V170H172ZM175 171H176V170H175ZM175 171H174V172H175ZM201 171H202L203 174L201 173ZM226 171H227V170H225L224 173H226ZM245 171H243V173H244ZM249 171H250V170H249ZM30 172H33V171H30ZM34 172H35V171H34ZM34 172H33V173H34ZM97 172H98V171H97ZM101 172H102V171H101ZM125 172H124V173H125ZM246 172H247V171H246ZM246 172H245V173H246ZM33 173H32V174H33ZM35 173H36V172H35ZM48 173H49V175L51 174V172H48ZM102 173L105 174V172H102ZM259 173H260V172H259ZM119 174H120V176H119ZM153 174H155V173H153ZM201 174H202V175H201ZM221 174H222V175H221ZM49 175H48V176H49ZM61 175H62V174H61ZM121 175H123V177H121ZM129 175H130V174H129ZM216 175H217V174H216ZM220 175L223 176V173L220 172L219 175H218V177L221 178ZM241 175H242V174H241ZM63 176H64V175H63ZM67 176H68L69 179H68V178L66 179ZM105 176H106V175H105ZM115 176H117L118 178L121 177L122 180H121V178H120L119 181H118V178H117V181H116V179H114V178H116ZM145 176H146V174H144L143 181H144ZM24 177H25V176H24ZM50 177H51V176H50ZM124 177H125V178H124ZM132 177H133V176H131V178H132ZM138 177H139V176H138ZM206 177H207V175H206ZM206 177H205V178H206ZM254 177H255V176H254ZM254 177H253V179H254ZM139 178H142V177H139ZM139 178H138V181H137L136 183H139V182H140ZM161 178H163V179H161ZM164 178H165V179H164ZM203 178H204V177H203ZM239 178H240V177H239ZM256 178L259 179V180H261V179L258 178V177H256ZM51 179H52V178H51ZM106 179L108 180V179H110V178H108V176H107ZM111 179H110V181H112ZM153 179H154V180H153ZM92 180H93V179H92ZM94 180H95V178H94ZM94 180H93V182H94ZM114 180H115L116 182H115ZM130 180H131V179H130ZM135 180H136V179H135ZM146 180H147V176H146ZM152 180H153V182H152ZM158 180H159V181H158ZM218 180H219V179H218ZM103 181H104V180H103ZM108 181H109V180H108ZM124 181H123V182H124ZM126 181H127V180H126ZM128 181H129V180H128ZM128 181H127V182H128ZM133 181H134V180H133ZM154 181H155V183H154ZM157 181H158V182H157ZM237 181H238V180L233 181V182L235 183V184H234V183L232 182L233 185L236 186V185H237V183H236ZM28 182H29V181H28ZM52 182H53V181H52ZM95 182H96V181H95ZM95 182H94V183H95ZM134 182H135V181H134ZM187 182L191 183V186H188V187H190L189 189H186V188H187V185H186V184H189V183H187ZM212 182H213L214 185L211 186V188H210V185H212ZM216 182H217V181H216ZM230 182H229V183H230ZM238 182H239V181H238ZM94 183H93V184H94ZM111 183H112V182H111ZM111 183L109 182V185H110V186L113 185V184L111 185ZM140 183H141V182H140ZM140 183H139V184H140ZM156 183L160 184V185H158V189H157V191L155 190V189L157 188V186L155 185ZM218 183L221 184L220 181H218ZM232 183H230V185H232ZM53 184H54V183H53ZM53 184H52V185H53ZM64 184H65V183H64ZM93 184H92V185H93ZM95 184H96V183H95ZM132 184L135 185V183H132ZM141 184L143 185V186H141V188H140V187L138 188V186L135 188L136 190L139 189V192L141 191L140 189H143L145 182H144V184H143V182H142ZM141 184H140V185H141ZM152 184H151V185H152ZM209 184H210V185H209ZM28 185H30V184H28ZM90 185H91V184H90ZM123 185H124V186H123ZM127 185H128V183H127ZM133 185H132V186H133ZM136 185H137V184H136ZM136 185H135V186H136ZM145 185H146V184H145ZM147 185L150 186V184H147ZM161 185H162V186H161ZM192 185H193V186H192ZM261 185H262V184H261ZM32 186H33V185H31L30 187L28 186V197H29V199H31L32 201H35L36 198H35V197L33 196V194H32V192H33V191H32V189H33ZM94 186H95V185H94ZM94 186H93V187H94ZM114 186H113V187H114ZM125 186H126V185H125L124 183H122V188H124ZM154 186H156V188H155ZM216 186H218V185H216ZM220 186H221V185H219L218 188H220ZM223 186H224V185H222V187H223ZM235 186H233V187H235ZM262 186H263V185H262ZM24 187H25V186H24ZM54 187H56V186L54 185ZM91 187H92V186H91ZM93 187H92V189H93ZM98 187H99V186L96 184L94 190L96 191V188H97V189L100 190V192L102 191L101 193H104V191H106V190H105L106 188H105L104 186H102V187H104L105 189H103L102 187H100L102 190H101L100 188H98ZM118 187H117V188H118ZM146 187H148V186H145L144 188H146ZM150 187H151V186H150ZM184 187H186V188H184ZM192 187H193V188H192ZM194 187H198L196 191H194V190H195ZM25 188H26V187H25ZM108 188H109V187H108ZM108 188H107V189H108ZM122 188H120V189H122ZM154 188H155V189H154ZM173 188H176L177 190H179V189L181 190V189L184 188L185 190H182V191H184V193L186 192V190H188V191L192 190V191H190V192L193 193V194L191 195V197L189 196V197H186V198H185V195L187 194V192H186L185 195H184V193H183V195H180L179 193H180L181 191H180V192H179V191H176V189L174 190ZM223 188H226V187H223ZM223 188H221L219 192L216 191V192L213 193V194H214L215 196L218 195L219 198H220V197H223V196L219 195V194L221 193V191L223 190ZM227 188H229V186H228ZM236 188H237V190H238V187H237V186H236ZM263 188H264V186H263ZM52 189H53V188H52ZM58 189H59V188H58ZM118 189H119V188H118ZM120 189H119V190H120ZM132 189H133V188L131 187V190H132ZM149 189L152 190V191L154 190V194H153V193L151 194V191H150ZM172 189H173V192L176 191V192L179 194V195H175V196H178V197H181V196H182V197L177 199V197L175 198L174 195L170 196V194L173 193V192L171 191ZM210 189H211V190H210ZM234 189H235V188H234ZM129 190H130V187H129V189H128L126 192H128ZM131 190H130V191H131ZM136 190H135V191H136ZM226 190H227V189H226ZM263 190H264V189H263ZM263 190H261L262 193H264ZM108 191H109V190H108ZM122 191H123V190H121V193H123ZM135 191H134V192H135ZM155 191H156V192H155ZM227 191H228V190H227ZM59 192H61V190H60ZM98 192H99V191H97L96 194H97L98 197H99V193H98ZM106 192H107V191H106ZM112 192H113V191H112ZM118 192H119V193H118ZM170 192H171V193H170ZM176 192H174L173 194H175ZM244 192H246V191H244ZM101 193H100V194H101ZM116 193H117V194H115V195L112 196V193L110 194V192H109L108 195H110V197H111V196H112V197H116V198H113V199H117V200H118L117 197H120V196H122L123 194L120 195V191H117ZM177 193H176V194H177ZM222 193H223V192H222ZM222 193H221V194H222ZM229 193H230V192H227V193H225V194H229ZM253 193H254V192H253ZM62 194H63V193H62ZM118 194H119V196H117ZM223 194H224V193H223ZM225 194H224V195H225ZM97 195H96V197H97ZM145 195H146V194H145ZM187 195H189V193H188ZM100 196H101V195H100ZM151 196H150V197H151ZM153 196H152V197H153ZM164 196H166V197H164ZM225 196H226V195H225ZM98 197H97V198H98ZM112 197H111V199H112ZM126 197H127V195H126ZM152 197H151V198H152ZM171 197H172V198H171ZM228 197L230 198V201H231V197H230V196H228ZM173 198H175V200H174ZM47 199H48V197L46 198V200H47ZM220 199H221V198H220ZM256 199H257L258 201H259V199H260L259 202L256 200V201L258 202V205H256V206H258L259 209L261 208L260 213H257L256 217H254V218H253V217H250V218L246 219V224H244V225H245V226H244V233H242V237H243V238H242V239L240 238L239 240H236V245H235V247H234V252H235V253L223 257V259L221 260V261L223 262V264H238V263H240L245 257L250 256V251H252L254 254H257V255H258L259 257H261V258L264 257V250H263V248H262V247H264V228H263V227H264V213H262V210H263V212H264V209L262 208V207L264 206V202H263V201H264V200H263V199H264V195H263V199H262V197H260V196H259V197H256ZM0 200H1V199H0ZM39 200H40V198H39ZM53 200H54V199H53ZM64 200H65V198H64ZM64 200H63V201H64ZM99 200H101V199H99ZM102 200H103V199H102ZM102 200H101V202H103ZM107 200H108V199H107ZM135 200H136V199H135ZM173 200H174V202H175V201L177 202L176 205L173 204V202H172ZM212 200H213V199H212ZM212 200H211V201H212ZM1 201H2V200H1ZM1 201H0V202H1ZM151 201H152V202H151ZM170 201H171L172 203H171ZM216 201H218V200H216ZM216 201H212V202H216ZM221 201H223V200H219L220 205H221ZM72 202H73V201H72ZM99 202H100V201H99ZM166 202H167V203H166ZM223 202H224V201H223ZM223 202H222V205H223ZM236 202H237V201H236ZM47 203H48V200H47ZM107 203H108V201H107ZM117 203H118V202H117ZM117 203H116L115 207L117 206ZM151 203H152V205H151ZM162 203H163V204H162ZM244 203H246V202H244ZM259 203H260L261 206L259 205ZM67 205H69V203H67ZM112 205H113V203H112ZM211 205H215V203H211ZM216 205H219V203L216 202ZM222 205H221V207H222ZM1 206H2V202H1ZM1 206H0V207H1ZM106 206H107V205H106ZM146 206H144V207H146ZM223 206H224V205H223ZM228 206L230 207V205H226V207H223V208H227ZM117 207H118V206H117ZM117 207H116V208H117ZM212 207L215 208V209H213V208L210 207V208H208L207 210H208V211H209V210L212 211V209H213L215 212L218 210L217 213L220 212V209H217V208L214 207V206H212ZM217 207H220V206H217ZM221 207H220V208H221ZM1 208H2V207H1ZM112 208H114V207H112ZM200 208H201V209H200ZM253 208H254V207H253ZM3 209L6 210V208H3ZM109 209H110V208H109ZM126 209H127V208H126ZM140 209H141V210H140ZM144 209H145V211H143ZM199 209H200V210H199ZM216 209H217V210H216ZM257 209H258V208H257ZM259 209H258V210H259ZM1 210H2V209H1ZM5 210H4V211H5ZM116 210H117V209H116ZM131 210L134 211L135 209H131ZM205 210H206V209H205ZM207 210H206V211H207ZM227 210H228V211H234V209L231 210V207H230V209L227 208ZM206 211H205V212H206ZM208 211H207V212H208ZM211 211H210V212H211ZM214 211H213V212H214ZM108 212H109V211H108ZM114 212H115V210H114ZM123 212H124V211H123ZM147 212H145L143 215H144V216H145L146 214L148 215ZM198 212H200V213L197 214ZM205 212H204V213H205ZM210 212H209V213H210ZM222 212H223V211H221L220 213H222ZM224 212H226V211H224ZM78 213H80V212L78 211ZM128 213H129V212H128ZM132 213H134V214H133V216H134V215H135V212H132ZM209 213H208L209 216L206 215L207 218H209V217L211 218V217H212V219H214V217H215V220H218V221H219V220H223V222H225V220H224L225 218L223 219V216H222L220 213H219V214H220L222 217L219 216V215H216V216H215V214H217V213H214V217H213V216H211L212 214L210 213V214H211V215H210ZM227 213H229V212H227ZM108 214H109V213H108ZM130 214H131V213H130ZM171 214H172V215H171ZM222 214H223V213H222ZM236 214H237V213H236ZM238 214H239V213H238ZM19 215H20V214H19ZM137 215H138V214H136V216H137ZM170 215H171V218L174 217L175 220H174V219L169 220ZM202 215H203V214H201V215L199 216V218L196 219V220L201 221L203 217H202V218H200V217H201ZM107 216H108V215H107ZM131 216H132V214H131ZM133 216H132V217H133ZM136 216H135V217H136ZM141 216H142V214H141ZM141 216H139V217H141ZM79 217H80V216H79ZM139 217H138V218H139ZM150 217L147 216V219H148V218L150 219ZM220 217H221L222 219H220ZM63 218H64V217H63ZM89 218H87V219L89 220ZM117 218H118V217H117ZM133 218H134V217H133ZM142 218H145V217H142ZM210 218H209V219H210ZM257 218H258V219H257ZM64 219H65V218H64ZM106 219H107V218H106ZM135 219H136V218H135ZM145 219H146V218H145ZM147 219H146V220H147ZM157 219H156V220H157ZM199 219H200V220H199ZM107 220H108V219H107ZM131 220H132V218H131ZM139 220H140V219H139ZM142 220H143V219H142ZM156 220H155V221H156ZM168 220H169V221H168ZM192 220H190V224L193 223ZM203 220H205V219H203ZM203 220H202V221H203ZM65 221H66V219H65ZM117 221H120V220H117ZM124 221H125V220H124ZM140 221H141V220H140ZM157 221H159V220H157ZM157 221L155 222V224L158 223ZM191 221H192V222H191ZM106 222H107V221H106ZM120 222H121V221H120ZM122 222H123V221H122ZM145 222H146V221H145ZM148 222H150V220H149ZM165 222H164V223H165ZM203 222H204V221H203ZM205 222H206V221H205ZM205 222L203 223V225H201V227H203L204 225L207 224V222H206V224H205ZM90 223H91V224H90ZM90 223L88 222V225L90 224V225L92 226V221H91ZM118 223H119V222H118ZM150 223H152V221H151ZM150 223H149V226H150ZM159 223H160V221H159ZM196 223H197L198 226L195 225ZM201 223H202V222H201ZM201 223L199 222V224H198L197 221H196V222L194 221V223H193L194 226H193V228H191V234L194 235V236L191 235V236H192V237L190 236L191 238H188L189 236L187 237V238L189 239V242H190V241L193 242V240H194L196 237H199V238L201 239V237L204 236V235H203L204 233L202 234V236H201V234L197 233V230L200 229V224H201ZM218 223H219V222H218ZM226 223H227V222H226ZM65 224H66V223H65ZM86 224H87V223H86ZM121 224H122V223H121ZM121 224H120V225H121ZM144 224L146 225V223H144ZM144 224H143V226H144ZM153 224H154V223H153ZM155 224H154V226H153L152 224H151V225H152L153 227H155L156 225H158V224H156V225H155ZM165 224H166V223H165ZM165 224H163L164 227H165ZM184 224H185V222H184ZM186 224H188V223H186ZM211 224H212V222H211ZM88 225H87V227H88ZM123 225H127V223H126V224H123ZM141 225H142V224H141ZM191 225H192V224H191ZM214 225H215V223L212 224L213 227H214ZM108 226H109V225H108ZM110 226H111V225H110ZM147 226H148V224H147ZM195 226H197V227H195ZM212 226H211V228H209L211 231H212V228H213ZM0 227H2V226L0 225ZM121 227H122V226H121ZM121 227H120V228H121ZM123 227H124V226H123ZM132 227H133V226H132ZM168 227H169V225L167 226V224H166L165 229H167ZM171 227H172V226H171ZM198 227H199V228H198ZM216 227H217L218 229H220V228H219V225L217 226V224H216ZM216 227H214V228H216ZM89 228H90V227H89ZM137 228H138V227H137ZM195 228H196V230H195ZM214 228H213V230H214ZM223 228H224V227H223ZM225 228H226V227H225ZM237 228H238V227H237ZM4 229H5V228H4ZM147 229H148V228H147ZM150 229H152V228L150 227ZM170 229L173 230V227L170 228ZM186 229H187L186 231L188 232V229H189V228H186ZM192 229H193V230H192ZM112 230H113V229H112ZM138 230H140V229H138ZM153 230H154V229H153ZM159 230H160V229H159ZM167 230H168V229H167ZM239 230H240V228H239ZM118 231H119V230H118ZM140 231H141V230H140ZM143 231H144V230H143ZM143 231H142V232H143ZM157 231H158V230H157ZM183 231L186 233V231H185L184 229H183ZM193 231H194V232H193ZM195 231H196V232H195ZM218 231H219V230H217V232H218ZM1 232H2V231H1ZM68 232H69V231H68ZM148 232L150 233L151 230H150V231L148 230ZM169 232H170L169 234L171 235V234H172L171 231H169ZM225 232H226V231H225ZM114 233H115V232H114ZM140 233H141V232H140ZM155 233H156V232H155ZM194 233H195V234H194ZM209 233H210V232H209ZM221 233H222V232H221ZM89 234H90V233H89ZM120 234H121V233H120ZM120 234L118 233V235H120ZM141 234H142V233H141ZM152 234H153V233H152ZM159 234H160V233H159ZM161 234L164 235L163 233H161ZM167 234H168V233H167ZM167 234H166V235H167ZM173 234H174V233H173ZM181 234H182V235H181ZM183 234H184V233H180V235L182 236V237L180 236V239L183 238ZM219 234H220V231H219ZM228 234H229V233H228ZM64 235H65V234H64ZM118 235H117V236H118ZM138 235H140V234H138ZM145 235H146V234H145ZM153 235H154V234H153ZM155 235L158 236V232H157ZM155 235H154V236H155ZM170 235H168V237L166 238V240L164 239L163 242L161 241L162 243H164V244H163V245H164L163 247H165V244H168V246H169L168 239H170V238H169ZM176 235H177V233H176ZM176 235H175V237H176ZM178 235H179V232H178ZM184 235H185V234H184ZM186 235H187V233H186ZM226 235H227V234H226ZM136 236H137V235H136ZM146 236H147V235H146ZM146 236H145V237H146ZM157 236H156V237H157ZM195 236H196V237H195ZM238 236H239V235H238ZM238 236H237V237H238ZM88 237H89V236H88ZM88 237H87V239H88ZM137 237H138V236H137ZM147 237H148V236H147ZM159 237H160V235H159ZM171 237H172V235H171ZM185 237H186V236H184V238H185ZM194 237H195V238H194ZM219 237H220V235H219ZM123 238H125V237H123ZM134 238H136V237H134ZM199 238H198V239H199ZM228 238H229V237H228ZM126 239H127V238H126ZM137 239H138V238H137ZM137 239H136V240H137ZM143 239H144V238H143ZM180 239L178 238V240H180ZM192 239H193V240H192ZM196 239H197V238H196ZM196 239H195V240H196ZM198 239H197V242H198V243H196L195 240H194L193 243L199 244L200 242L198 241ZM95 240H96V239H95ZM95 240H94V241H95ZM131 240H132V238H131ZM184 241L187 242V245H189V246L192 245V244H190L191 242L189 243L187 239H184ZM217 241H218V240H217ZM92 242H93V241H92ZM127 242H128V241H127ZM127 242H126V243H127ZM132 242H133V241H132ZM144 242H145V241H144ZM144 242H142V243H144ZM155 242H158V241H155ZM219 242H220V240H219ZM232 242H233V241H232ZM128 243H129V242H128ZM135 243H136V242H135ZM139 243H140V242H139ZM153 243H154V241H153ZM173 243H174V242H173ZM176 243H177V242H176ZM131 244H132V243H131ZM140 244H141V243H140ZM145 244H146V242H145ZM145 244H144V245H145ZM150 244H151V243H150ZM158 244H159V243H158ZM158 244L155 243V245H158ZM210 244H211V243H210ZM252 244H253L254 246H255V245H258V246L260 247V251H259V249H258V248H259L258 246L255 247V248L258 247V248H257L258 250H255V248L252 246ZM129 245H130V244H129ZM155 245H153V246H155ZM181 245H182V244H181ZM185 245H186V244H185ZM193 245H194V244H193ZM212 245H213V244H212ZM212 245H211V247H213V249L217 248V245H216V246H215V244H214V246H212ZM227 245H228V244H227ZM97 246H98V245H97ZM142 246H143V245H142ZM153 246H152V247H153ZM158 246H159V245H158ZM161 246H162V245L160 244V247H161ZM168 246H166V248H165V252H166V250H168ZM178 246H179V245H178ZM197 246H198V245H197ZM228 246H229V245H228ZM251 246H252L253 248H252ZM139 247H140V245H139ZM139 247H138V249H140ZM146 247H148V246L146 245ZM156 247H157V246H155L154 248L156 249ZM176 247H177V246H176ZM187 247H188V246H187ZM198 247L201 248V246H198ZM250 247H251V248H250ZM261 248H262V249H261ZM141 249H142V248H141ZM151 249H152V248H151ZM155 249H153V250H155ZM160 249H161V248L158 247V251H159ZM162 249H163V248H162ZM162 249H161V250H162ZM198 249H199V248H198ZM250 249H251V250H250ZM253 249H254V250H253ZM131 250H132V249H131ZM210 250H211V249H210ZM227 250H229V249H226L225 251L223 250V253L227 252ZM96 251H97V250H96ZM96 251H95V252H96ZM158 251H157V253H158ZM169 251H171V250H168V252H169ZM215 251H217V250L215 249ZM254 251H255V252H254ZM262 251H263V253H262ZM128 252H129V251H128ZM130 252L132 253V251H130ZM165 252H164V253H165ZM188 252H190V251L188 250ZM229 252H230V251H229ZM257 252H260L259 254H261V255H259ZM136 253H137V252H136ZM154 253H155V252H154ZM154 253H153V254H154ZM157 253H155V254H157ZM159 253H162V252L159 251ZM171 253H172V251H171ZM175 253H176V252H175ZM185 253H187V252H185ZM190 253H191V252H190ZM216 254H217V253H216ZM236 254H237V255H236ZM254 254H252V256H253ZM150 255H151V254H150ZM165 255L170 256V255H173V254H170V253L167 254V252H166ZM208 255H209V254H207V255H204V254H203V256H206V257H207ZM131 256H132V255H131ZM135 256H137V255L135 254ZM159 256H160V255H159ZM159 256H157V257H159ZM209 256H211V257H209ZM209 256H208V257H209V259H210V258H212V256H214V254H213V255H209ZM142 257H143V256H142ZM150 257H151V256H150ZM150 257H149V258H150ZM172 257H173V256H172ZM216 257H217V255H216ZM259 257H258V259H260ZM137 258H139V257H137ZM144 258H145V257H144ZM151 258H153V257H151ZM151 258H150V259H151ZM153 259H154V258H153ZM168 259H170V260H167V258H166L167 263H168V261H171V256L168 257ZM173 259H174V258H173ZM197 259H198V260H197ZM197 259L195 260V262L197 261V262L200 264V260H201V259L199 260L198 255H197ZM206 259H207V258H206ZM209 259H208V262H209ZM216 259H217V258H216ZM253 259L255 260V258H253ZM142 260H143V259H142ZM163 260L165 261V258H163ZM177 260H178V259H177ZM191 260H194V259H191ZM95 261H96L95 264H105V263H104L103 261H101L99 258H98L97 260H95ZM152 261H153V260H152ZM178 261H179V260H178ZM221 261H218V262L220 263ZM255 261H256V262H255ZM255 261H252V262H255V264H258V263H257V262H258L257 259H256ZM134 262H135V261H134ZM149 262H151V261L149 260ZM149 262H148V264H149ZM153 262H155V260H154ZM160 262H161V261H160ZM173 262H175V259L173 260ZM173 262H172V264H173ZM197 262H196L195 264H198ZM162 263H163V262H162ZM165 263H166V262H165ZM151 264H153V263H151ZM154 264H155V263H154ZM169 264H170V262H169ZM201 264H203V263H201ZM204 264H205V263H204ZM208 264H209V263H208ZM248 264H251V262H250V263L248 262Z\"/></svg>","mask_w":264,"mask_h":264}]
</instances>
